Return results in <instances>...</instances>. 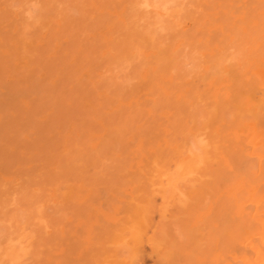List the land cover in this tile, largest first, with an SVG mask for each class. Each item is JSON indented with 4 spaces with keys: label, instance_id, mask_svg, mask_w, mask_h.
Listing matches in <instances>:
<instances>
[{
    "label": "bare ground",
    "instance_id": "obj_1",
    "mask_svg": "<svg viewBox=\"0 0 264 264\" xmlns=\"http://www.w3.org/2000/svg\"><path fill=\"white\" fill-rule=\"evenodd\" d=\"M20 1L21 0H14V4L17 2L16 4L19 5V7H21V10H23L22 11L23 15L25 13V15L23 17H22L21 11L19 10L20 8L19 9L16 8L18 11H20L21 16H19V17H18L19 12L13 11V10H15V7H18V6H14V7L12 6L13 0L11 1V5H10L11 7L9 6L10 0H0V55L2 54L1 56L3 59L6 58V59L10 60V59L14 58L15 60L13 59V63L11 62L12 65L14 64V61L16 62V60L19 58V60L22 62V65H23V61L25 59H28V58L33 59L34 56H37L39 53H41L39 56H37L38 59H36V58L33 59L36 62H32L33 60H31L29 63V60H27V62L30 64V66H33V65H31L33 63L34 64L33 67L36 68L37 71L40 70V72H37L32 67L33 71L35 70L33 72L34 75H35V73H38L35 76L29 74L31 79L33 76V80H31L29 78V76H28V78L30 80L27 77L26 78L28 80H26V78L24 76H27L28 73L23 74L22 77H24L25 79L23 78V80H21L22 78H19V77L22 75V73H20V72H29L30 71V73H31L32 68H31V70H27V69H30L29 64H27V66L29 67L28 68L27 66H25L26 63L24 62V68H25L24 69L20 65L21 64L20 61L17 60V62L19 61V63H20L19 64L20 69H19V66L15 63L16 66L13 65L14 70L12 67H11V69H12L11 70L10 66H9L10 61L9 60L6 61V59H5V61H3V59L0 56V206L7 204V202H8V205L10 203L12 204L13 199L15 201H18V204L15 202L17 205H15L14 207H13V205L15 204L14 202H13L14 204L11 205L13 207V210L17 208L16 206H19V203H21L20 200H22V199H23V202L25 204L28 203V205H29L30 202L24 201V197L27 195H23V194L21 195L20 191H22V190L19 191V188L22 189L23 187H25V188H23V190L27 189L26 191H24V192H26L25 194L31 193L29 195V199L27 198L28 199L27 201H29V200L31 201L30 206L32 205V201H33L34 204L32 205V207L34 205H36L34 207L35 208L39 207V209H41V211L37 210L38 208L33 210V208L31 207V209L33 211L32 212L31 209H29L30 207L27 206V208L31 212V213H29V211L22 209V208H25V206H24L25 204L23 203V206L21 204V207H22L21 209L23 211L19 210L20 208L18 207V210L21 213L19 212V214H18V210H15L16 213H15V211H13L14 213L12 215V213L7 212V210L9 211L11 208L6 209V207H5V209H4L3 208L4 206L1 207V209L3 208V210H5V211L0 210V212L2 213V215H0V219H2V217H4V215H5V217L0 223V264H24V261H27L28 258H33V256H34L33 253L30 254V252H32L31 249H33V247H31L30 243H32L33 246L35 243V245L37 246V244L44 242V240H43L44 238L42 239V241H40V239H39V241H37L38 243H36V240H35V242L33 241L34 240L33 236L35 237V235H36V234L34 235L33 233L37 230V229H35V231H34V228H36V227H33V226H36V223L40 224L41 221L43 220L42 218H45L44 216H46V214H45L46 210H44V209H46L47 207L48 208L52 207L54 204L57 206L58 209H59L58 206H61V207L63 206L62 208H64V206H65V213L66 212L68 213V210H69V214L72 213V215H71L72 217L68 214L71 218H73V216L75 217L77 215H78L77 217L82 216V215H80V214H82L81 213L82 211H83V214L85 215V213H87V209L90 210L88 212H91V214L90 213L88 214V219H89V223H90L91 234L93 235L92 240L90 239L91 240L90 242H92L93 245L94 244L97 246L101 245L99 248L102 247L101 248V249H103V251H102L103 253L101 252L102 254H104V252L105 253L107 252V254L109 256H107V254H106L103 256L104 257L103 259L106 260V263H108V264H264V0H199L200 2H198V0L196 2V0H195V3H193V4H191L192 2L190 0H189L190 2L187 0H127V1L125 0V3H127V4L129 3L130 6L128 5V8L127 7L125 8V6H127V5H125L123 7L124 8L123 13L120 12L121 9L123 10V8H121L119 11H118V9H119L120 5L124 4V0L123 1L120 0L121 3L120 4L117 3L119 5H116V2L112 3L113 1L118 2V0H113V1L111 0L112 1L111 4H110L109 0H107L110 5H108V4L105 5V3L107 2L106 0H103V2H101V0H100L101 4L99 1L94 0L93 3L96 2V4H98V2H99V4H100V5L98 4L99 7L100 8L102 7L103 9H105L104 7H106V6L111 7L113 5L112 8L115 6L116 7L118 6L116 8L118 12H116V10H114V11H115V13H118L119 16L121 14H123L122 16L119 17L120 23L124 24L122 26L120 25V27L123 28V29H120L121 34H124L123 30H125L126 33L129 32V33H127V36H126L127 39L126 38H124V39H126V41L128 40L129 44H130V42H129V40H130L131 41L130 45H132L134 43V41L136 40L135 41L136 43H134L132 49H135L136 47H138V49H140L141 47H139V46L142 45L143 43H144V45H142V46H144V47H142V48H144V49H146L145 46L149 49L150 48L152 49V47H154V46H157V48H161V49H156L154 47L157 50V53H158V50L161 51V52H159L160 54L155 53L156 50L154 48L153 49L155 51L153 49H152L153 51L150 49V51H151L150 53L149 52L145 53V54L150 55V58L152 56V60H153V56L159 55V58L156 61L157 64L155 63V65L153 66L154 69L152 67L149 68V66H151L152 64L150 65V63L148 61L149 66L147 64L148 67L147 66L146 67L148 68V70H146L147 71V73H146V71H144V69H145L144 62L146 63V61H143V63L138 62L139 56H141V58H142V56H144V55H142L143 53L140 52L141 55H140V53L135 54V53H138V51L135 50L134 55H136L137 58H135V60H134V58L133 59L131 58L133 51H132V49H130V47L128 45H125L124 41H120V40H122L123 37H125V35L121 36V37L118 35V33H117L118 30L116 31V29H118L116 27V24L113 28L108 29L109 32H106V35H108V33L116 32L117 38H119L118 42L120 41L119 43L122 44V45L119 44L121 49L118 47V50H120L121 53L124 54V51H126L124 49L126 47H129V49L131 50V54L129 55L130 60L132 59L133 60L132 62L135 61L134 64H136L138 62L136 65L133 66L132 65L133 63L131 64L129 62V56H128V62L130 63V67L131 66L134 67V69L132 67L131 68L128 67V70L130 69V73L132 75L130 73L129 74L131 77L133 76L134 79L131 77H130V79L128 78L127 81L128 80H131V81H128V83H126L127 86L130 82L133 83V81H134V83H135L136 79L139 80L140 77L142 78V76L139 75L141 73V71L139 70V67L142 64H143L142 67H144V69L141 67V70L143 69V71H144L143 73H145V74L142 73L144 80L147 79L146 77L148 75H146V74H148L149 69H153V70H151L153 72V74H152V72H149L152 74V77H154L152 80L157 81L159 77L163 78V79L161 78V80H162L161 82H159L160 80H158L157 83H155L150 79L151 75H149L150 78H148V79H150L154 83L153 84L154 86H152V82L150 80L145 81L146 85H148L150 87L149 88L147 86V88H146L149 91L144 89L146 85L142 84V83H144L143 81L141 83V79L139 82H140V85L142 84L141 85L142 87L138 85L139 83L137 80H136L137 83H135V85L130 83V85H131L130 89L126 88L128 94L129 93L131 94V95L129 94L130 96L126 95L127 92L124 88V86H126V84L124 85V83L126 82V79L123 78V82H122V80L117 81L118 79H120V77L122 79V76H119V74L121 73L120 69H123V73L120 74V75H123L124 70L127 69L124 67L129 66V63L126 62L127 63V65H126V63H124V61H127L126 58H127L128 53L130 52V50L126 48L127 52L129 51L128 53L126 52L127 54H124V56L126 55L125 56L126 58H123V56H122L123 54L121 55L118 50H117L118 55L114 54L115 53L114 52V53H112L114 55L113 56L112 54H110L108 52V54L106 53L107 54L106 56L104 55L105 56L104 59H102L103 56H102V58H100V55H103V54H101L102 51L105 50L107 52L106 48L109 45L111 46L112 44H114L112 46H115V48L117 47L116 44L118 45V43L115 42V41H117V38H114V40H110L112 37H114L113 36L114 34L116 35V33L111 34L112 37H110L108 40H107V38L109 37V35L107 37L105 35H103V37L101 39L106 38V41H107L106 43H108L106 45V43L102 42L101 39H99L102 36V34L98 35L99 31H97L98 33L96 32V37L99 36V38L94 37L96 42H94V43L89 42L88 43V45L93 44L95 49H93V47H91V45H89V46L84 45L87 42H84V43L82 42L83 40L86 41V38L88 35H92V33L91 32L89 33V31L93 32V29L97 30L99 26H102L105 19L108 20V25H110L112 22L111 19L117 18L116 15L112 16L110 14V16H111L110 17L108 15L109 13L106 11V14L108 13L107 16L110 17V19H107L109 17L105 16L106 14L104 15L102 12V11L105 12V10H102V11H100V12H102V14L100 13L101 15H97V16H99V19L102 17V15H104L107 18L102 17L103 20H102V23H100L101 20L100 21L97 20L98 17L95 15L94 16L95 18L94 19L92 18L93 20L92 19L90 20L91 22H94V23H91V22L90 23L93 25H98V26L95 27V26L90 25V24H88L89 25L88 26L86 24V27H87L86 28L83 20L85 18H87V21L89 22L88 19L93 17V16H91L90 18H88V16H90V12H88V10L89 9L91 11H95L94 9L99 10L98 7L95 8V6H96L95 4H94V8L91 9L90 7L91 6L93 7V4H89V1L86 2V1H81V0H65V1L62 0V2H65V3H62L61 0H57V1L53 0V1H55V4L60 3V4H58V8L62 4L60 6V9H57V6L55 7V4L52 3L53 1L51 2L50 0H47V1L46 0H35L36 3H37V1H39V3H37V5H35L36 3H34V4L32 3L31 6H30V4H31V2H34V0L33 1L30 0V2H29V0L28 1L22 0L21 1L22 4H20ZM23 1H25L26 3H24ZM41 1H42V3H41ZM67 1L70 3H68ZM79 1H81V3ZM27 2H29L28 4L33 11L29 8V6H27L28 5ZM76 2L79 4H77ZM82 2H84V3H82ZM85 2H86V4L88 3L87 4L88 7H89V5H91V6L89 8H87L86 5L85 6L83 5V4H85ZM187 2H189V4H191L192 6L189 4H185ZM42 4H44V6L46 8ZM45 4H47V5H45ZM50 4L54 5V6L51 5L52 8L55 7L54 10L51 8ZM73 4H75V5L73 6ZM65 5L69 6L67 8L69 10V12L66 11V8L64 11H62V6H65ZM70 5H72L73 7H76V9L75 8L73 9L72 6H70ZM79 5H81V6L83 5V6L81 8H79ZM184 5L188 6L186 9L189 11H187L185 9ZM193 5L203 6L202 7L203 12H200V11H202L201 9H195V7ZM35 6L37 9L35 8ZM204 6L206 8H204ZM23 7H25L27 10ZM189 7H191L192 9ZM10 8L11 9L14 8V9L11 10ZM28 8L31 11L28 10ZM44 8H45V10H44ZM49 8H51L52 10L51 9L49 10ZM83 8H85L87 10H85ZM198 8H201V7H198ZM40 9H41V11L42 10L44 11L43 16H41V13H43V11L41 12ZM70 9H71V13L73 12L72 10H75V11L77 10L76 12H80L81 10L83 11V13H81V12L78 13V16L75 15V16H77V18H79V16H81L79 19L82 20V21L80 20L82 23L80 21H79V23H78V21L74 23V20H76V18L74 20H72L71 17L74 18L75 16H74V12L72 13L73 15H71ZM128 9L129 10L131 9V10L129 11ZM25 10L28 11L29 16L27 15L28 13ZM58 10H60V11H58ZM84 10L87 11V13L89 14L88 16H87V14H85L86 12ZM106 10H107V8H106ZM182 10H184V11H182ZM185 10L187 12H189L188 16L185 13L187 16L186 18H188V19H186L184 16ZM195 10H197V12H195ZM34 11H35V13L36 12H39V13L35 14ZM61 11L66 14L65 15L66 18L64 16H62L63 14ZM198 11L200 12V14ZM45 12H46V14H45ZM54 12H55V14H53L54 16L57 13H58V16L56 15V17L60 18V16H62L60 18V20L57 18L60 22L61 21L64 22V23L61 22V26H63V27L66 26L67 28H70V27H68V25L70 24L69 26H72L71 29L67 30L66 27H65V29L69 32L70 31H72V32L69 33L67 31H65L64 28L58 27L57 23H60V22H56L55 19H54L55 22L53 24V17L54 16L53 15H52V17H49V16H51V14ZM119 12H120V14H119ZM191 12L194 15L198 14V17H196V16L194 17V15L191 14ZM59 13H61L62 15L60 14V16H59ZM96 13L91 12V14H96ZM111 13H113V12H111ZM180 13H182V14H180ZM32 14H33V17L35 15L36 18H33ZM82 14H84V15H82ZM38 15H40L41 18ZM180 15H182V16L179 17ZM192 15H193V17H192ZM30 16L32 18H29ZM189 16H190V18H189ZM13 17L18 18V19L21 17L22 18L21 19L22 25H21L20 19L19 20L15 19L16 22L19 21L18 23L20 25L18 23H17L18 24L17 25ZM25 17L26 18L28 17V18L26 19ZM48 17H49L50 21L52 20L51 21L52 23L50 22V24H51L50 26L48 25L49 24ZM176 17H178V19L182 18L181 22H180V19L177 20L178 22H175L176 21L175 19H177ZM8 18L13 19V20L10 19L12 22L8 21L7 20ZM132 18L134 21L132 20ZM184 18H185L184 23L186 22V20H187V22H188V20L189 21L192 20L191 23H195V24H193L195 27L191 26L192 27L191 28L190 26L187 25L189 28L186 29L185 28V27H187L186 24H185V26L183 25L184 27L179 25L182 23ZM194 18H195V21H196V18H198L196 22L193 20ZM31 19H32V21H29ZM95 19L100 24H97V23L95 24V22H97ZM168 19H172V20L174 19L175 26L173 25V21L171 22ZM23 20H25V21H23ZM27 20L30 22V23L28 22V24L26 25L28 27V30L26 29L27 27L23 28L25 26L24 23H27ZM44 20H45V22L48 23V24L46 23V25H48V26H45V27L49 28L47 30L48 31L47 33L52 34L54 31V35H52V39H51V36L46 37L45 32H44V34L41 32V30L46 29L43 25V24H45ZM64 20L67 22H65ZM129 20L131 21L133 26ZM139 20L144 22V24H143L144 26L146 25L145 27L142 25V27L145 30L141 26L138 27L140 24H142V22ZM71 21L73 23H71ZM84 21L87 23L86 19ZM109 21H110V24H109ZM136 21L138 24L137 26H136V23H134ZM4 22H7L6 25L4 24ZM38 22L42 25L41 26L37 25L38 28H35V27H37L36 24H39ZM169 22L172 23L173 27H171V25L169 26V24H166ZM31 23L34 26L31 25ZM66 23H69V24H66ZM80 23H81L80 26L84 25V27L83 26L80 27L79 26ZM184 23H182V24H184ZM2 24H4V25H2ZM8 24H9V26H10V24H13V26L11 25L12 27L11 26L9 27ZM64 24H66V25H64ZM127 24H128V28L129 27L132 28L131 31H130V28L128 30V28L125 27V26H127ZM165 24L168 26L169 29L168 28L167 29L169 30V32L171 31V33H168L167 29L165 30L169 34V37L171 36L170 37V39L172 38L171 41L167 40V39H169V37H168V34L164 31V26H165V28L167 27ZM54 25H55V28L57 26L58 29L60 28V29H62V31L63 30L65 31V32L64 31L60 32L61 34L63 33V35L60 38V41H62L60 44L63 43L64 39H62V37L63 38L65 37L64 33H66L67 37H68L67 33L71 34L73 32H74L73 35L77 38L79 35H80V37L82 36L81 42L79 40L80 37L77 40V38H73V36L71 35L72 39H73L72 40L71 38H69L70 37L69 36L68 37V39H69L68 43H66L67 41L64 42V44H66L68 46V48L75 46V45H72L70 40H72L74 42L76 39L77 42H74L73 44H75V43L77 44L79 42L78 45H80V46L82 45L81 47H79V49L82 48L83 50H85L89 47V49H93L92 51H95L96 49H98V47H95V46L99 42V46L101 48L99 50H101L100 51L101 53L98 52L99 55L96 54L98 56L97 60L94 59V56H95L94 54L97 53L96 52L97 50L95 51V53L92 52V53H94L93 54L94 56H93L90 53L91 50L88 51V49H87L86 51L88 53H86L87 54L86 55L85 53H83L84 51L82 49L81 50L83 52L78 49L79 51H81L83 58H85L84 60H87L86 61L87 63H85L86 65H84V66L82 64V63H84V62H82L83 58H82L81 54H79L80 52L77 51L78 47H76V50H75V47L72 49L69 48L70 49L69 50L66 46V52L68 51V54H66V56L64 55V53H66V52H64L63 51L64 49L62 50L61 47H60V49L62 51H60V50L56 51V53L59 55L58 58H60V55H61V58L63 56V58H66L65 60H67V58H69V55H71V54L73 55L74 50H75L76 53H78L75 56V59L78 58V55H80L82 58L81 60H79L80 58L77 59V60H79V62H77V60H76V62H74L75 65H76V63H79L78 65L82 64L81 65L82 67L79 66V67H81V69H83V68L86 69L88 66L89 67L91 66V68L89 69V71L93 73L91 75L92 76L91 79L95 78L96 76H97L96 78L98 80L102 79V84L101 83L99 84L100 86L102 85V87H99V85L97 86V88L101 89V91L98 89V92H100L99 95H101L102 98H100L98 102L95 100L96 103L93 102L94 101L93 100L92 102L95 103L94 105H93V103H91L90 94L88 92L87 93L84 92L86 90L89 91V89H91L90 91L94 90V92H95L94 94H96V92H97V90H95L94 87L89 88L91 86L89 84H92V82L96 78L91 81L89 79V76H90V74H89L88 79L90 81L86 82L87 78L84 79L85 76H87V74L90 73L87 70L89 67L86 69L87 72L86 71L82 72L83 70H81L78 67V65L76 67L73 63L74 67H72L73 65L70 66L71 68H74L75 70H76V68H78L80 73L81 72L86 73V74H82V75L80 74L81 77L83 75H85L83 77V79L81 77H80L81 80L78 81V79H77L78 83H83L82 87L84 86V88L82 89V87L79 86L78 83H77V85H75L74 84L75 81L74 82L72 81L73 82L72 83L69 80V79L73 78V76H74V75H71L70 72L73 74L75 73L76 74L75 78H77L78 77L77 73H79V71L77 70L78 71L77 73H76V71L72 72L74 69L69 68L70 64L68 65L69 70L66 71L67 65L64 63L65 61L63 62L64 59H61V58L58 59L57 58V61H53V62L58 63V60H61L58 64H59V67H60V64L62 65V63H63L62 66H64V64H65V66H64L66 68V69L64 68L65 73H62V72H64V69L60 70L57 67H56L57 69L55 67H53V65L58 66V64H56V65L53 63H52L53 65L51 64L52 59H54V55L51 56L52 59L46 58L43 61L42 58H45V55L44 56H41V55L48 53L50 50L51 51L53 50V48L48 49V47H50V45H51L49 43L54 42L56 38L60 37V34L58 35L59 31L55 32L56 30H54L55 29ZM73 25H75V27H80L81 29L83 28L82 30H84V32L81 29L79 30L78 28L77 29L75 27L73 28ZM104 25L102 27H104ZM112 25H113V23H112ZM112 25L109 27H112ZM2 26H4V27L8 26L7 27L8 30H5L6 33L4 31H1L2 29L3 30L6 29ZM105 26L106 27H104V28H102V27H100L101 29L99 28V30L101 31L100 33H103L104 30L106 28H108L107 25H105ZM176 26H178V27L176 28ZM134 27H136V28H134ZM181 27L185 28L186 31L181 32L183 30V29H179ZM39 28H42V29L40 30ZM84 28H86V30ZM175 28H176V31L174 30ZM11 29L13 31V35L16 36L18 34L21 37L23 36L22 38L18 37V35L16 37L15 36L14 37L17 39L18 43L22 41L19 44H23L24 47L25 46L28 47V48L25 47L27 51L25 50L23 45L19 46V44H18V47L12 49V47H15L13 44L15 42V40L13 39L14 40L13 43L10 41L11 38H13ZM24 29L26 32L24 31ZM33 29H35V30H33ZM37 29H39L40 32H38L39 30H37ZM75 29L79 30V31H75ZM87 29H88V31H87ZM111 29H114V30H112V32H110ZM136 29L138 31L137 33L141 32V33H139L140 38H138L137 33H136L137 38H136V35L134 34V32H136ZM9 30H10L11 35L9 33ZM20 30L22 31V33L19 34L18 31H20ZM102 30H103V32H102ZM108 30H106V31H108ZM133 30H135V31H133ZM158 30H160V31H158ZM178 30L180 31V33H178L179 32ZM29 31H30V33H32L31 35L25 34V33L30 34ZM51 31H52V33H51ZM161 31L162 32L164 31V32L160 33ZM172 31H174L175 34L176 33L180 34L179 35L180 37H181V33H185V34L187 33L186 34L187 37L184 36V34H182V37L184 36L187 39L181 38V40L185 39V41L182 42V44L184 43V46L181 45V40L179 42V45L184 47V49L182 48V51L178 49L179 47H181L178 45V43H177L178 41L176 42L178 45V48L175 51H172L173 47L171 45L176 44V43H174L175 41L173 42V39H176V37H178V35L174 36L175 34L174 33L172 34ZM34 32H37L38 34L36 33V35H34ZM87 32L89 33L88 35L86 34ZM130 32H132L133 34ZM158 32H159V34H158ZM2 33L8 34L9 38H7V36H6V39L9 42L5 38H3L5 35H3ZM40 33H42V35H45L44 36V37H46L45 42L47 41V38L48 39L50 38V40H48L46 42L48 44H45V43H43L45 38L42 36L43 40H40V41H42V43L44 45L42 43H40V41H39L38 45L40 46L42 44L39 47L38 45H35V43L41 37ZM83 33L86 34L85 37H83V35H84ZM156 33H157V35L162 34V36L164 33H166V36H165V34H164V36L167 37V39L165 37L163 39H166L167 41L166 40L164 41L165 43H163V44L165 46L164 45L163 46L165 48H167L169 46V48L171 49V50L169 48L166 49V51H168L167 52L168 55L166 54V51L163 52L165 50V48L163 46L161 47L163 39H155L156 38L155 36H157V35H155ZM56 35H58V36L56 37ZM94 35H95V33L93 34V36ZM31 36H33V37H31ZM17 37L19 38V40H20V38L23 39L25 37L24 39H26V40L19 41ZM36 37H38L37 40H36ZM128 37L131 39H128ZM147 37L150 38L151 40L147 39ZM152 37H155V38L153 39ZM89 38H87L88 41L90 40ZM134 38H135V40H134ZM157 38H160V37L158 36ZM30 39H32V41ZM68 39L66 38V40H68ZM132 39H133V41H132ZM144 39H145V41H144ZM56 40L59 41V39H56ZM91 40L94 41V39H92V38H91ZM109 40H110V43H109ZM147 40H150V42H148ZM152 40H153V42H152ZM156 40H157V42L160 40L161 41L159 44L156 43V44H152L153 46H151L150 43H155ZM28 41H30V43ZM111 41H114V42H111ZM137 41H139L141 44H139V42L137 43ZM146 41L148 42V45L150 44V46H147ZM168 41H169L170 45L166 44V42L168 43ZM5 42H8V44ZM10 42L13 45H11ZM25 42H27L28 44L26 43V45H25ZM15 43H17V42H15ZM31 43L34 45V47L29 46V44L32 45ZM70 43H71V45H70ZM64 44H62V46ZM137 44H139V46ZM9 45H11L12 47L8 48L9 51L11 49V52L8 55L7 54L8 49L6 47H9ZM45 45L47 46L45 48L47 50H45V52H44V49H42L41 47L44 48ZM52 45H53V43H52ZM102 45H104L105 48ZM123 46L125 47L124 49H123ZM29 47H31V48H29ZM38 47L40 48L41 52H40V50H38L39 49ZM58 47H59V45L57 44L56 49ZM174 47H176V45H174ZM190 47H191V49H190ZM20 48H22V50H25L27 53L24 51H21ZM63 48H65V46ZM102 48H103V50H102ZM5 49L7 50V52L4 51ZM14 50H15V52H14ZM18 50H19V52H18ZM34 50H35V52H36V50H38L39 52L37 51L36 53H34L33 52ZM177 50L180 51V52L178 51L179 52L178 54H176ZM184 50H186L187 53ZM30 51L32 54H30ZM53 51H54L53 53H55V50H53ZM146 51H148V50H146ZM170 51L172 53L171 56L169 54ZM22 52H24L23 55L25 56V58H23L22 54H18V53H22ZM143 52H145V51H143ZM182 52L184 55L182 54ZM189 52L194 54V56L192 55L193 58H192V56H190L191 53H189ZM3 53H6L8 56H6L4 54V56H5V58H4ZM25 53H26V55H25ZM164 53L166 55H164ZM104 54H105V52H104ZM119 54L121 56H119ZM48 55H46V56H48ZM88 55H90V56H88ZM177 55H180L179 58ZM185 55L187 56V59L188 58H189V60L193 59L191 61V64H190V65H192V63H193V65L191 67H190L189 63H187L189 60H186V58H184ZM15 56L17 59L15 58ZM21 56H22V58H21ZM27 56H28V58H27ZM40 56H41V58H40ZM92 56H93V58H92ZM107 56H109L108 59H107ZM110 56H112V58H110ZM115 56H116V59L118 56L117 61L115 60ZM166 56L168 59L171 58V60L166 61V59H167ZM172 56L175 59H172ZM176 56H177V60H176ZM181 56H182V58L185 59V61L183 59V62H181L182 61ZM70 58H71V56H70ZM95 58H96V56H95ZM121 58H123V60H124L123 62L121 61ZM22 59H23V61H22ZM72 59L73 58H71V60ZM90 59H91V61L94 60L95 64H94V61L92 63H90L89 62ZM101 59H102V61H101ZM154 59H156V56ZM159 59H161L162 62L163 61L164 62L162 63L161 61H159ZM179 59H181L180 65H179V63H177V62H179ZM48 60L51 61L50 62L51 66H49L50 68L48 67L49 70L47 68H43L44 64L42 63V61L47 62ZM98 60L101 62L98 63ZM107 60H109V61H107ZM114 60L116 61V64L117 63L119 64L117 66L118 67L120 66V68H117V70H119V71L116 70V67H117L116 64L111 63V61H114ZM172 60L173 61L175 60L174 62L177 64H174V62ZM69 61H67V62H69ZM103 61H104V63L105 62H107V63L104 64ZM169 61H171L170 64L167 63ZM4 62H5V64H2ZM37 62H40V63H37ZM108 62L113 65L112 67L114 68V72L116 70V74H118V72H120L118 74V76L116 74L113 75L112 67L110 64L108 65ZM120 62H122V65L124 64V66H122ZM160 62L162 65H164V64H166V65L162 66V65H160ZM70 63H71V61H70ZM89 63H90V65H89ZM139 63H140V65H138ZM184 63H185V65H184ZM35 64H40L39 67L42 69H38L37 68L38 66L35 67ZM47 64H48V62L46 63V65ZM100 64L102 67L100 66ZM106 64L109 66L108 68L111 71L106 69L105 71H107V72L102 73V71H101V74L103 76L106 73L105 76H108V78H111L108 80H107V77H105V76L100 78L98 76L100 74V72H98L99 74L96 75L94 72L95 69L92 70L93 68H97L96 71L100 70V69L103 70L104 68H107V67H105ZM46 65H44V66H46ZM92 65H95L97 67H93ZM158 65H159V67L162 66L164 68L165 67L167 68V67L172 65L171 66V67H173L172 69L170 67V70L169 69H166V70H169V72H173V69H174V73H172L170 75L169 72L167 71V74H168L167 77H163V76H161V73H160V72H162L161 67L158 68ZM174 65H176V67L178 66V68L181 66V68L185 71H182V69L179 68L180 71L178 72L179 69L177 68L178 69L177 70ZM185 66H187L189 68L186 69ZM15 67H17V69ZM46 69H47L48 73L44 72V71H46ZM188 69H191V70L189 71ZM19 70H21V71H19ZM42 70H44V71H42ZM50 70L52 71L51 74L53 77L56 76L55 74H57V70L58 71L60 70V75L57 74V76H60L57 79L58 83L60 82V80L63 81V80H65V78H67L68 81L66 80L67 82H65V81H63V82L65 85L66 84L72 85L71 90H69V89H68L69 91H65L67 89L63 90L65 85L62 82H60V83H62V85L60 86L58 83H56L54 81L55 79H51V75L49 74V72H51ZM53 70L56 71V73ZM131 70H132V72H131ZM138 70H139V73L137 72ZM159 70H160V72H159ZM166 70L164 71L165 73H166ZM68 71H69V73H68ZM109 71H110V73H109ZM15 72L17 74L19 72L20 74H18V75H20V76L16 77V76H18L16 74H15L16 76H14L13 74ZM53 72L55 74H53ZM128 72L129 71H127L125 73H128ZM164 72H162V75ZM33 73H31V74H33ZM108 73H109V75H108ZM165 73H164V75L166 76ZM48 74L50 77H48ZM61 74H63V75L61 76ZM133 74H135V75H133ZM125 75H123V76H125ZM153 75H155V76H153ZM135 76H136V78H135ZM138 76H139V78H138ZM104 77L106 79H104ZM126 77H128V75H126ZM54 78H57V77H54ZM155 78H157V79H155ZM82 80H85V81L81 82ZM109 81H110L109 84L111 85V87L115 89L116 94H114L112 92L114 90L108 84ZM97 82H99V81H97ZM97 82L95 81L93 83H97ZM120 82H122V83H120ZM149 82L151 84H148ZM84 84L88 85L89 87L88 86H86V87L89 89H86ZM106 84H108L107 86L110 88H107V86H105V88H104L103 85H106ZM69 85H68V87H69ZM92 85H94V84H92ZM122 85H124V86L122 87ZM133 85H134V87H132ZM150 85L152 86V89H151ZM57 86L59 87V89ZM120 86L124 89H121ZM137 86H139V87L137 88ZM68 87L66 86V88H68ZM133 88H134V90H133ZM139 88H142V89H144V91L145 90L147 91L145 93V96H143L144 94L142 93L143 92L142 89H140L141 90L140 91ZM78 89L80 91L84 90L83 93L86 96H84L82 94V92H80ZM61 90L63 91L61 93V95L64 93L65 96L64 95L61 96L59 94ZM108 90H110V92ZM122 90H124V96H125L124 100L122 98V95H120L121 93H119V92L123 93ZM76 91L79 93V95H80V93L82 95L79 96ZM131 91H133L134 93L136 92L135 96H137L139 98L133 97L134 93L133 92L131 93ZM139 91L141 93L140 96L136 95V94H140ZM57 92H59V93L57 94ZM74 92H76L75 93L76 95L74 94L75 96L72 97ZM65 93L66 94L69 93V94H67V96H66ZM70 95H72V96H70ZM77 95L79 96L80 99L78 98ZM88 95H89V98H88ZM57 96H59V97H57ZM68 96H70V97H68ZM127 96H129V97H127ZM84 97L86 99L88 98L90 100L86 101V99ZM113 97L115 99H113ZM116 97L120 98V102H122V101L124 102L125 99L127 101L128 98L130 99V97L135 98L137 100L134 101L135 99H133L132 103H130L131 100H129L130 102L128 104H125L126 106L129 107V109H128L129 111L126 109V107H124V109H126L127 112H123V111H121L123 109L122 108L123 104L120 103L119 105H117L115 107L111 106L112 104H116V102H113V100L118 99ZM77 98H78V100H76V102L79 101V104H81V105L78 104V106H76L77 103L75 104L74 99H77ZM82 98H83V100L86 101L85 103L82 100ZM121 99H122V101H121ZM172 99L175 100L174 102H176V104H174V102H172L173 101ZM81 102H83V103H81ZM87 103L88 104L90 103L89 104L90 107ZM124 103H126V102H124ZM173 104H174V106H171ZM82 105H84L85 107ZM79 106L80 107L82 106L84 108L82 110L86 109V111H87L88 108L90 110H91V108H94V110L92 109L93 112H92V110L91 111L88 110L90 112H89V114L88 113L86 114L85 113L86 111L81 112L82 110L81 111L79 110L80 109ZM168 106H170V108L173 107V109L168 108ZM182 107H183V109H182ZM179 109H181L182 111ZM185 109H186V111H185ZM82 113H83V116L85 113L84 117L81 116ZM183 113H185L184 116H183ZM75 114H78L79 117H83L82 118L83 120L78 118L77 116L75 117L74 116ZM72 116L75 118L74 121H73V119L71 120ZM184 117H185V121L182 122V119ZM84 118H86V121L84 120ZM79 119H80V121H79ZM87 119H88V121H87ZM160 119H162V120L166 119L167 120V124L165 122L166 120L162 121L165 123L161 122L163 124V126L166 125L165 127H163L162 124L159 122ZM68 120H70V121H68ZM66 121L70 122L69 125L66 124ZM83 121H85V122H83ZM63 123L65 125H63ZM82 123H84V124H82ZM76 124L78 127L81 126V128L79 129L76 126ZM66 125H68V126L66 127ZM82 125L85 126L86 128H84ZM180 125L182 126L183 129L181 128L182 130H180V129L177 130V127L178 126L180 127ZM61 126H63V127H61ZM153 126H154V129H152V132L157 131L156 133L161 132V128H163L162 131L164 133L162 132L163 133L162 136L165 135L164 136L165 138L162 137L160 140H161V142H163V139H164V144H166V148L169 149V150L168 149L167 150L171 152V155H169L170 153L165 151V150L164 151L167 153L164 154L163 151L161 153H159V150L162 149L163 146L159 145L157 148L156 144L155 145L153 144L155 146V150H156V148H157V150H156V152L154 151L155 152L154 154L152 153L150 155L151 157H149L148 152L150 150H153L154 148H153V146H150L148 148L149 149L147 151L148 158H146L147 161L146 160H143V161L140 160L137 162H133V161L131 162V160H130V163L126 164V162L129 161V157L127 159L125 156H123V158L125 157L126 158L125 160H127V161L122 159L121 162L123 164H121V162H119L120 159L118 158V160H119L118 163H120V167H121V169L119 167V170H118V172L120 171L119 172L120 174L118 175L117 172L107 173L106 170H111V167L117 164V162H115L116 160L114 161L115 155L113 157V154L117 153L118 148L115 149V151L117 150L116 152H114V153L112 152V155H110L111 152L110 153L108 151L104 152L107 150L105 148H108L111 145H112V147H110V148H115V147H113L114 144H116V147L119 146L121 142H119V143H118V141L116 142V137L119 136L120 138L123 139V138H126V136L122 137V136H120V134L123 136L125 134H128L126 141L129 142L128 145L132 146V147L128 146L129 147L128 149L131 148V155L132 156H130V157H133L134 159H136L137 157H140V156H138L139 154L144 152V148L147 149V146H149V145H147V144H149L147 142H149V141H152L151 143L155 142L154 140H152V137H149L147 134L142 135V131L144 129H145L144 131H146V129L148 127H153ZM61 128L62 129L64 128V130H62ZM176 131H180L179 135L177 134ZM152 134H154V132ZM155 134H154V138L156 136ZM181 134H182V138H181ZM176 135L179 136L182 140L180 141L179 140L180 138L176 140L175 139ZM168 138L171 140L168 141L169 140ZM122 139H120V140H122ZM172 139H175L174 142H176V143H173ZM157 140H158V138H157ZM157 140H156V142H157ZM160 140L158 142H160ZM178 140L181 143H177ZM52 141H54L53 145H60L62 143L61 144V145H63L61 147L62 149H63V147L65 148V147H68L70 145L68 148H66L67 150L65 149L68 152V155H67V152L64 151V149L63 150L61 149L62 151H58L60 155L56 151L57 156H59L57 158L54 157L57 160L56 163L53 162V161H56L54 158H53L54 160L52 158H49V157H51V154H53V153H51V154H49V153L47 154V152L43 153L46 151V149H48L46 147H50L49 144H51ZM124 141H125V139H124ZM46 142L47 143L49 142V144H48L49 146L48 145L46 146ZM43 143L45 144V146ZM81 144H82V146L89 144L86 146L89 149H87L86 147H79V145H81ZM124 144L125 143H123V145ZM40 145H41V148L43 146H44L43 149L46 148L45 151H43L41 153H43L44 155L46 154V157L48 155L49 156V157H47L48 160L47 159L46 160L49 162L51 161L50 165L47 162L48 166L54 167L55 165L56 166L58 165L57 164L58 162H59V164L61 163L60 164L61 169L59 166H57V168L62 170L63 174H62V172H60V170H59V172L62 174L63 178L60 177V173L59 174L57 173V175L55 174L56 172H58V170L54 169L56 166L54 168H52L53 170L49 169V167L46 168L47 164L43 163V161H46L45 160L46 157L44 155L42 157L44 159L43 160L41 159L42 160L41 163H43L45 166V168H44V166H42V168L45 172L42 174L44 176H50V179L47 178L48 180H46V178L42 179V177L41 178L38 177L39 176L38 173L43 172V170L41 169V171H39L40 169L39 168L37 169L36 166L34 167L31 162L34 161L33 164L38 165V163L41 161V160H39L40 159L39 153L38 152H37V154L35 153V155H37L38 157L32 156L33 161H31L32 158H31V156L29 157V154L32 155V154H34L35 151H38V149H40V147H39ZM72 145L74 146L73 147L74 149L71 148L72 150L69 152L70 147ZM125 145H127V144H125ZM75 146H76V148L78 146L80 149L79 148L76 149ZM92 146L96 148V151L98 148V150L100 151V153H99L100 156H102L101 152L105 149L103 151L104 152L103 158L106 159L108 157L107 154H109V156L113 157V158L112 157L111 158L113 159L114 162L112 160H110L111 158L110 159L107 158L109 160V163H110L109 166H108V164L107 165L106 164L103 165V163L100 164L98 160L100 159V161H101L102 157L99 158L100 156L99 155H98L99 157L97 156L98 151L95 152V148L93 149L95 153H92V154L94 155V159L97 157L98 158L96 159V161L93 160V158L91 157L93 155H90L92 152V148H93ZM100 146L103 148V150ZM106 146H108V147H106ZM35 147H37V148L35 149ZM120 147H122V150H123V147L125 148L127 146H121L120 145ZM99 148H101V149H99ZM164 148H165V146H164ZM48 150H51V148ZM80 150H84V151L80 152ZM85 150H87V152ZM108 150H109V148H108ZM120 150H121V148L119 149L118 153H120ZM88 151L90 152L89 155L92 159H90L89 156L87 155L89 153ZM60 152H65V154H63V155H64V157L67 156L66 159L64 157L62 159L63 155H61L62 153H60ZM76 152H78V153H76ZM125 153H127V155H129L127 150ZM150 153H151V151H150ZM156 153H158V154H156ZM55 154L56 153L54 152L53 155H55ZM71 154H72V156L74 155L75 159H73ZM80 154L81 155L83 154L84 158L86 157L85 155H87V157L85 158V159H89L87 162L91 161V163H92L93 161H95L96 162L95 166H93L94 163H92V165L90 164V166H88L89 163H86V161L83 160V156L81 158ZM105 154L107 155V157L104 156ZM123 154L124 153L122 152L121 155H123ZM143 154H145V153H143ZM75 155H77V156H75ZM121 155H120V157H122ZM95 156H97V157H95ZM153 156H156V157H154L151 160V158ZM26 157H28L30 159H28ZM35 157H36V159H35ZM25 158H26V161H25ZM58 158L60 159L59 161H58ZM37 159L39 160L38 163H37V161H38ZM116 159H117V157H116ZM148 159L151 161H148ZM67 160H68V162L66 164H64ZM76 161H79L80 163L76 162ZM104 161H106V160H104ZM144 161H146V162H144ZM52 162H53V164H52ZM62 162H64V163H62ZM97 162L101 165V167H103V169L105 167L107 168V169L105 168L106 170H104L108 174L107 178H109L110 174H114L115 177H117V175H118L117 178L120 180L123 179V178H120L122 176L121 172L126 171L127 169L129 172V170H133L134 166H136L135 172L137 174V177H136L137 179H135V180L131 179L132 176L131 177L129 176L131 180L129 179L130 181H128L125 177L124 181H126V182H124V183H126V184L125 185H123L124 183L122 184L123 187L125 186L122 189L123 193L130 196V197L127 196L128 199L130 198L129 200L121 192V189H120L121 186L120 187L118 186L119 183L118 184L114 183L116 181V179L113 180L112 178H109V181L107 179L104 180L106 178V174L104 171H101L98 169L96 172H94L97 169L96 168V166L98 165ZM28 163H30L32 165L30 168L29 167L27 168L26 166H24L26 164L28 165ZM84 163H86L87 165ZM113 163H115V164H113ZM21 165H23L24 168H23V166L21 167ZM61 165H63L64 167ZM81 166L83 169L81 168V170H80L79 167H81ZM92 166L95 167L96 169L94 170V168ZM116 166H119V164ZM14 167L15 168L21 167L20 171H19L20 168H17L18 169L17 171L15 170L16 176H14V173H13ZM25 167L27 169H29V171L26 170ZM38 167H40V166L38 165ZM84 167H86V168H84ZM89 167H90V169L93 168L92 170L94 173L92 172V174H95L98 171L99 172L101 171L100 172L101 176L104 178L101 182L106 181V182H108V185L106 183L101 184L99 181L100 179L98 178V177L101 178V176L97 175V174L93 175L94 176L93 178H95L97 176V180L99 181L100 184L98 183L97 180L95 181V179L93 181V179L91 177L88 180L89 176H92L91 174L88 175L86 173L87 171H88V173H90L92 171V170L90 171ZM109 167H110V169H109ZM22 168L25 170H23ZM32 168L33 169L36 168L37 171L34 170V172H30V169L33 171ZM115 168H117V167H115ZM47 169L50 170V172L52 173V174L50 173L51 175L50 174L48 175L49 171L47 172ZM76 170L77 171L80 170L79 173ZM84 170H87V171L85 172ZM53 171H56V172L53 173ZM81 171H84V172H81ZM111 171H113V170H111ZM17 172L19 173V175L17 174ZM128 172H127V174H128ZM135 172H133V174ZM20 173H21V175L23 174V176H21ZM27 173H32V174L27 175ZM81 173H83V174L86 173V174L83 175ZM128 175H132V173H130ZM128 175H125V176L128 177ZM26 176H27V178L29 177L31 181L28 180L27 178H24ZM64 176H65V180H66V178H68L66 181L63 180ZM123 176H124V174H123ZM53 177H55V179L57 178L58 181H59L58 178L60 177V180L62 179L63 182L61 183L59 181L60 182V183L58 182L59 184L57 183V181H55V182L53 181V182L49 183L50 180L54 179ZM81 177L83 179H81ZM111 177H112V175H111ZM115 177H113V178H115ZM20 179H21V181H20ZM25 179H27L30 182H27V180H25ZM41 179H42V183H40ZM70 179H72V180H70ZM23 181L25 182L24 185H28V186H23V183H24ZM33 181H34V183H33ZM46 181H47V183H46ZM21 182H23V183H21ZM43 182L45 183V186H47V187H50V185L52 183H54L53 185H56V186L52 185L51 188L52 187L53 188L52 189L50 188L51 192L49 191V194H51L52 198H53L52 201H51V199L47 200L45 196H43L44 198L40 197L41 195L45 194L44 193L45 191L41 192L42 194L40 193L41 194L40 196H38V194H37L36 197L37 198L40 197V198H38V201L41 200V202H42L41 203V202L36 201L37 200V198L35 197L36 194L33 195L32 193H36L37 191H39L38 189L40 188V186H43V184H44ZM96 182L98 185L96 184ZM111 182L113 183V185ZM117 182H119V181H117ZM127 182L128 183L132 182L131 183L132 185L131 184L130 185L133 186V184H134L135 188L138 187L139 185H140L139 187H142V188H140V189H139V187L137 189L126 188L127 184H128ZM91 183H93V184H91ZM16 184L17 185L21 184L23 187L22 186H19V187L16 186V189L18 188L17 189L18 191H17V190H15V188L14 189L12 188ZM38 184H39V186H38ZM141 184L145 185L144 187H146L148 185L149 189L144 188L145 191H143V186ZM32 185H34V186H32ZM100 185H102V186H100ZM104 185H107L108 187L104 186ZM130 185H129V187H131ZM30 186L35 187L34 188L35 192L33 191V189H30V188H32ZM115 186H118V187H116V189L118 190V188H119L118 192L120 191L119 194L120 195L122 194L124 199L126 198L125 200L122 199L123 197L120 195L118 197V195H117L118 192L115 191L116 190ZM6 187L8 188L7 190L9 191L8 194L12 195L14 193V190H15L14 194H17L16 192H18V194L22 198L19 195H18L19 198H21L20 200L18 198L15 199V197H18L15 195H14L15 197H13V198L10 195H8V196H10L8 198H12V200L6 198L5 197V196H7ZM26 187H30V188H26ZM102 187H107V189L103 188L104 189L103 190V189H101ZM42 188H44V187H42ZM99 188L101 189V191ZM134 189H135V191L136 190L137 191L134 192ZM5 190H6V192H5ZM28 190H31L33 192H30ZM44 190H45V188H44ZM146 190H147L149 195H150L149 191L151 192L150 197L148 196L147 198H149V200H150V198H152V200L154 202H156V203L158 202L156 204L157 207L152 208V209H157L158 214H156L157 212H155V210H153V211L150 210V214H152L153 212L155 213V214H153V216L158 215V217H157L158 219L157 218H156V220L154 219L155 221L158 220L155 223L156 225L151 226L152 223L155 222L154 220H153V222L151 219H149L150 221L146 220L149 228L152 231V232L149 231V232H151V233H149L150 237L146 235L148 232L145 231L144 228H142V226L143 227L146 226L147 223L145 222L146 225H141V217H142L141 214H142V212L143 213L146 212V214L148 213L146 211L148 209L145 210L144 207L149 208L148 206H150V205H148V206L143 205L144 207L140 206V202H142L143 200L139 201V198L143 199V198H141L144 195L142 193L146 192ZM40 191H42V190H40ZM73 191H75V192L77 191L75 193V194H77L76 197H75V194L73 193ZM140 191H143V192H141L140 193L141 195L139 196L138 192H140ZM11 192H13V193H11ZM69 192H70V194H72L70 196V198L72 197L73 201L78 203V205H80L81 208H83L82 206H85V207H87V209L84 207V209H82V210H81V208L77 210V207H75L76 212H77L76 213L75 209H74V206H76V205L72 206V204L67 203V202H70V201H67L68 200L67 198H69V195L67 197V194ZM134 193H137V194L135 195ZM73 194H74L75 198L73 197ZM30 196H32V197L34 196L35 200H32V198ZM2 197L6 198L7 201L5 200V202H3ZM144 197L146 198V195H144ZM41 198H43V199H41ZM72 198H71V200H72ZM45 199H46V201H49V203L51 205L49 203H47L48 206L44 207V209H43L41 207H42V205L44 206V202H46V201H44ZM115 200H117L118 203H120L122 205L121 206H120V204L118 205L117 201L115 203L114 202ZM1 201H2V204L4 203L3 205H1ZM34 201H36V203ZM147 201H148V199L146 200V202ZM153 201H152V203H154ZM75 202L73 203L71 201V203H73V204H75ZM144 202L145 201H143L142 204H144ZM38 203H39V206H37ZM40 203L42 204L41 206H40ZM8 205H6L7 208H8ZM153 205L155 206V204H153ZM66 206H69V207L72 206V210L70 208L68 209ZM119 206L122 210L119 212H123V214H122V216L119 215L118 217H116V215H115V217H114L112 214H114V213L117 214V212L119 210ZM57 208H55V209L53 208L52 210L58 211ZM60 209H59V211L62 215L61 211H63L64 209L63 210L62 209L60 210ZM73 209H74V211H73ZM48 210H50V209H47V211ZM85 210H86V212H85ZM10 211H12V210H10ZM34 211L36 212V215H35ZM42 211L44 212V214L42 213ZM78 211H80V214ZM112 211H114V213H112ZM6 212L9 213V215L11 214V216L7 215ZM73 212H75L77 215L73 214ZM39 213H40V216H38ZM65 213H64V216H65ZM41 214H43L42 217H41ZM52 214L53 213H51V216H53L55 218L57 217L56 214L59 215V219H61L63 221V218H64L63 215L60 216V214H58V213H56L54 215H52ZM147 215L149 216V214H147ZM147 215H144V219L146 218ZM46 217H49V216H46ZM50 217H49V220H48V218H46V219L48 221H50V219H51ZM82 217H84V216H82ZM150 217H152V215ZM57 219H58V217H57ZM66 219H67V217H66ZM103 219H104V221L106 220L109 224H111L109 226L110 229L107 228L105 231L100 230V229L104 230L109 225L105 221V222H103L105 226H104V228H102V225L100 224V222L103 221ZM152 219H153V217H152ZM55 220L53 221V224H55L56 228H58L59 226H57V225L61 221L57 220L55 222ZM98 220L99 221L101 220V221L99 222ZM74 221H75V219L72 220V223H74ZM42 222H43L42 225H44L45 219ZM47 222H45V225H47V227H49L48 223H50V222H48V223ZM69 222H71V221L68 220V222L66 224L71 225L72 223H69ZM39 224H37V226ZM62 224L64 225L65 223L62 222ZM106 224H107V226H106ZM142 224H144L143 221H142ZM52 225L50 224L51 227H52ZM30 226H32L33 228ZM39 226L41 227V225H39ZM111 226L113 229L112 231H111ZM40 227H37V228H40ZM42 227L40 229L41 230L40 232L41 233L43 232V235H42V237H43L44 231L42 229H44L46 227L45 226L43 228ZM29 228H32L31 229V231H33L32 233L29 230ZM52 228H51V230H52ZM56 228L54 227V233H51V234H57V233H55ZM66 228H64V231ZM147 228H145V229L148 230ZM59 229H58V232H60V231L62 232L63 227H61ZM69 229H71L70 226H69ZM69 229H67V230H69ZM109 231H110V233H109ZM36 232H38V231H36ZM52 232H53V230H52ZM77 232L79 234L78 230H77ZM77 232L75 234H77ZM101 232H103V233H101ZM144 232H146V233H144ZM65 233H67V231H65ZM65 233H63V234H65ZM40 234H39V236H40ZM51 234H49V236H51ZM58 234H57V237H58ZM46 235L47 234L45 233V236ZM72 235H74V234H72ZM39 236L36 235L35 238H38ZM54 236H56V235H54ZM64 236H65V239L67 237V239H66L67 241L70 240V242H71V240H72V242H73L72 237H70V239H69L68 236H66V235H64ZM64 236L58 237L61 240H63V243L60 242V244H58L59 240L55 239L54 237H50V238H53V240L51 239L52 242L58 241L57 246L60 247L59 245H61V243L64 244L66 242V241H64V239H62V237H64ZM108 236H109V239L107 241ZM145 236H147V238ZM46 237H45V242H44L45 247L43 244L42 245L39 244V245L43 246L44 248H46V245H47ZM48 237H47V239H48ZM50 238H49V240H50ZM31 239H33V240H31ZM81 241H82V239H81ZM52 242L49 241L48 246ZM69 243H68V245H66V246L64 245L63 247L64 248H67V246L70 247ZM82 243L83 242H81V244ZM74 244H76V242H74ZM74 244H72V245L74 246ZM77 244H79V243H77ZM77 244H76V247H74V248H76L75 250H73L70 247L71 248L70 250H72V252H70V253H74L73 251H76L77 248H80V246L77 247L78 246ZM36 246H34V247H36ZM41 246H39V248ZM54 246H55V244L52 246V249H54ZM106 247L112 249V251H115V250L120 251L119 248H125L126 250H123V252L125 251V253H126V251H127V254L125 255L124 253H121L120 254L121 257L123 258L122 255L124 254L125 258L118 259V256H119V255H117L118 252H117V254L115 252H108V251H111L110 249H107V251H105ZM95 248H96V246H95ZM47 249L49 251H51L50 250L51 248L49 249V247H48ZM97 249H98V247H97ZM66 250H68V249H66ZM87 250H88V248H87ZM90 250L91 249H89L88 251L90 252ZM56 251H58V250H56ZM99 251H98L99 256H101ZM44 252H47V251H44ZM44 252H40V253H44ZM61 252H63V249L61 250ZM68 252L69 251H67V252L65 251L66 255L64 253L65 256L64 255L62 256V257H65L66 259L63 258V260H62L61 256L56 257V258H60L62 260V264H63L65 262L64 260L67 261L69 259L68 255H70V254ZM82 252H84V251L82 250ZM47 253L49 254V252H47ZM92 253H96V252L92 251ZM38 254H39V252L36 253L35 256L38 257L39 256ZM96 254H94V256L91 255V257L92 256L95 257ZM29 255H31V256L33 255V256L29 257ZM73 255H75V253ZM47 256H50V254ZM99 256H98V259H100ZM106 256H107L108 260L105 258ZM45 257H46V254H45ZM53 257H50L49 259L52 258V260H53ZM77 257H80V256L78 255ZM86 257L90 258V256L88 254ZM121 257H119V258H121ZM74 258H76V257H74ZM89 258H87V259H89ZM49 259L47 258L48 264H51L49 262H51L52 260L49 261ZM54 259H55V257H54ZM60 259H58V260H60ZM70 259H69V263L72 260L73 261L76 260L77 258L71 259V261H70ZM90 260H92L91 264H93V263L98 264V263L93 262V259H90ZM104 260L101 261V264L103 263ZM32 261H33V259H32ZM32 261H31V263H33ZM44 261L45 260L42 259L43 264L46 263V262L44 263ZM76 261H78V260H76ZM76 261H74V262H76ZM81 261H83V259ZM94 261H95V259H94ZM38 262L41 263L40 260ZM67 262H65L64 264H66ZM85 262H86V264H88V261H85ZM52 263H54V261H52ZM104 263H105V261H104ZM33 264H38V263H33ZM71 264H73V263L71 262Z\"/></svg>",
    "mask_w": 264,
    "mask_h": 264
},
{
    "label": "rangeland",
    "instance_id": "obj_2",
    "mask_svg": "<svg viewBox=\"0 0 264 264\" xmlns=\"http://www.w3.org/2000/svg\"><path fill=\"white\" fill-rule=\"evenodd\" d=\"M11 1H12V0H10L9 6L11 5ZM21 1H22V0H21ZM21 1H20V4H22ZM27 1H28V0H27ZM32 1H33V0H32ZM46 1H47V0H46ZM50 1L52 2L53 0H50ZM50 1H49V2H50ZM55 1H57V0H55ZM55 1H53L52 3L55 4ZM63 1H65V0H63ZM81 1H86V2L89 1V4H93V7H92L91 5H89V7L91 6V7H90L91 9L94 8V4L96 5L95 8H97V7L99 8V10H98V9H97V10L94 9L95 11H91V10L89 9L88 12H90V16H88L89 14L87 13V11H85V10H87V9H85L86 7L83 8V9H85L84 11L86 12L85 14H87L88 18H90L91 16H93V17H91L90 19H88L89 22L87 21V18L84 17V18L86 19V21H87V23H86V22L84 21L85 19L83 20V22L85 23V27H86V24H87V25H88V24L93 25V24H91V23H94V22H91L90 20H91L92 18L94 19V18H95V17H94L95 15H96V16H97V15H101L102 12H103V14L105 15V14H106V11H107V12L109 13V14L107 13L109 16H110V14H111L112 16H115V15H116L117 18H116V19H113V18H112V19H111V20H112L111 24H110V21H111V20L109 21V24H110V25H108V20H106V19L104 20L102 26L105 24V25H107V27H108V28H106L105 30L103 29L104 32H103V30H102V32H103L104 34H103V33H100L101 31L99 30V28L102 27V26H99L97 30H94V29H93V32H92V31H89V33L91 32L92 35H88L89 33L87 32L86 34L90 37V38H89V37L87 36V38L90 39L89 41L87 40V38H86V41H84V40L82 41V40H81V37H82V36L80 37V35H79L78 38L80 37V39H79L80 42H81V41H82L83 43H84V42H87V43L84 44V45H88L89 42H90V43H91V42H93V43L96 42L95 38H97V37L99 38V36L96 37V32H97V31H99V33H100V34H99V33L97 32L98 35H101V34H102V36H101L99 39H101V38L103 37V35H105L106 37L109 35V37L107 38V40H108L110 37H112L111 34L116 33V32H112V30H114V29H111L110 32H112V33H108V35H106V32H109L108 29L113 28V27L115 26V24H116V27L118 28V29H116V31L118 30V31H117L118 35H119L120 37L125 35V37H123L122 40H120V41H124V42H125V45H128V46L130 47V49L133 48L134 43H136V42H135V41H136L135 38H134V40H135L134 43L132 42L133 44L130 45V44H131V41L129 40L130 44L128 43V40L126 41V39H127L126 36H127V33H129V32L126 33L125 30H123V31H124V34H121V31H120V29H123V28L120 27V25L122 26V25H124V24H121V23H120V18H119V17L122 16L123 14H121V15L119 16L118 13H115V11H114V10H116V12H118V11H119L121 8H123L125 5H127V6H125V8H126V7L128 8V5L130 6L129 3H128V4L125 3V0H124V4L122 3L123 5H120V7H119V9H118V11H117L116 8H117L118 6H117V7L115 6V7H113V8H112L113 5H112L111 7H110V6H106V7H104L106 4L110 5L111 2H112L113 0H112V1L109 0L110 4H109L108 1L106 0L107 2H106L105 5L103 6L105 9H103L102 7H101V8L99 7V5L101 4V2H103V0H101V2H100V0H97V1L100 2V4H99V2H98L99 5L96 4V2L93 3L94 0H81ZM81 1H79V2L81 3ZM121 1H123V0H121ZM121 1H120V0H118V2H117V1H113L112 3H115V2H116V5H119V4L121 3ZM126 1H127V0H126ZM187 1H189V0H187ZM190 1L192 2L191 4L195 3V0H194V1H193V0H190ZM190 1H189V2H190ZM17 2H18V1H17ZM17 2H16V3H17ZM23 2L26 3L25 1H23ZM29 2H30V0H29ZM29 2H27V4H28ZM61 2H62V0H61ZM67 2H68V1H67ZM86 2H85V4H83L84 6H85V5L87 6L88 3L86 4ZM91 2H92V3H91ZM189 2H187V3H185V4H189ZM196 2H197V0H196ZM198 2H200V1L198 0ZM16 3L14 4V0H13V4H14V5L12 4V6H13V7H14V6H18V7H15V10H13V11L19 12V15H18V17H19V16H21L20 11H21V13H22L23 10H21V7H19V5H17ZM32 3L34 4V3H36V1L34 0V2H31L30 6L32 5ZM37 3H39V1H37ZM37 3H36L35 5H37ZM41 3H42V1H41ZM62 3H65V2H62ZM68 3H70V2H68ZM76 3H77V2H76ZM82 3H84V2H82ZM117 3H119V4H117ZM48 4H49V3H48ZM56 4H57V5H56ZM56 4H55V7L57 6V9H60V6H61L62 4L59 6V8H58V4H60V3H56ZM77 4H79V3H77ZM103 4H104V3H103ZM103 4H102V5H103ZM191 4H189V5H191ZM42 5L44 6V4H42ZM45 5H47V4H45ZM51 5H52V4H50V6H51ZM66 5H67V4H66ZM66 5H65V6H62V11H64L65 8H66V11L69 12V10L67 9L69 6H66ZM68 5H69V4H68ZM74 5H75V4H73V6H74ZM83 5H82V6H83ZM102 5H101V6H102ZM199 5H200V4H199ZM27 6H29V4H28ZM30 6H29V8H30ZM40 6H41V5H40ZM52 6H54V5H52ZM52 6H51V8H52ZM70 6H72V5H70ZM73 6H72V8H73V9H74V8L76 9V7H73ZM82 6L79 5V8H81ZM184 6H185V9L188 7V6H186V5H184ZM191 6H192V5H191ZM193 6L195 7V9H201V10H202V7H203V6H198V5H196V6L193 5ZM197 6H198V7H201V8H198ZM10 7H11V6H10ZM25 7H26V6H25ZM25 7H23V8H25ZM32 7H33V6H32ZM44 7H45V6H44ZM47 7H48V6H47ZM55 7H54V8H55ZM77 7H78V6H77ZM89 7L87 6V8H89ZM16 8H17V9L20 8V9H19L20 11H18ZM29 8H28V10L31 9V8H30V9H29ZM35 8H36V6H35ZM41 8H42V7H41ZM45 8H46V7H45ZM45 8H44V10H45ZM51 8H49V10H50ZM54 8H52V9L54 10ZM106 8H107V10H106ZM189 8H191V7H189ZM204 8H206V7L204 6ZM10 9H11V8H10ZM12 9H14V8H12ZM12 9H11V10H12ZM25 9H26V8H25ZM33 9H34V8H33ZM36 9H37V8H36ZM42 9H43V8H42ZM47 9H48V8H47ZM52 9H51V10H52ZM191 9H192V8H191ZM26 10H27V9H26ZM26 10H25V11H26ZM31 10H32V9H31ZM31 10H30V11H31ZM102 10H105V12L102 11ZM109 10H110L111 12H113V13H111ZM128 10H129V9H128ZM130 10H131V9H130ZM130 10H129V11H130ZM186 10H187V9H186ZM186 10H185L184 14L186 13L187 16H188V15H189V12H187V11H189V10H187V11H186ZM32 11H33V10H32ZM35 11H36V10H35ZM35 11H34V13H35ZM40 11H41V9H40ZM42 11H43V10H42ZM42 11H41V12H42ZM46 11H47V10H46ZM58 11H60V10H58ZM62 11H61V12H62ZM72 11L74 12V16H75V15L78 16V13H80V12L83 13L82 10H81L80 12H76L77 10H76V11H75V10H72ZM78 11H79V10H78ZM98 11H99V12H98ZM100 11H102V12H100ZM123 11H124V8H123V10L121 9L120 12L123 13ZM182 11H184V10H182ZM190 11H191V10H190ZM192 11H193V10H192ZM26 12L28 13V11H26ZM47 12H48V11H47ZM49 12H50V11H49ZM67 12H66V13H67ZM73 12H72V13H73ZM91 12H92V13H93V12H95V13L97 12V13H96V14H91ZM120 12H119V14H120ZM125 12H126V11H125ZM193 12H194V11H193ZM195 12H197V10H195ZM198 12H199V11H198ZM200 12H203V10L200 11ZM200 12H199V14H200ZM32 13H33V12H32ZM37 13H39V12H36L35 14H37ZM70 13H71V9H70ZM72 13H71V15H73ZM100 13H101V14H100ZM114 13H115V14H114ZM182 13H183V12H182ZM182 13H180V14H182ZM43 14H44V11H43V13H41V16H43ZM45 14H46V12H45ZM47 14H48V13H47ZM53 14H55V12L52 13L51 16H49V17H52ZM60 14H61V13H59V16H60ZM62 14H63V15H62ZM62 14H61V15L64 16V17L66 18V16H65L66 14L63 13V12H62ZM107 14H106L105 16H107ZM124 14H125V13H124ZM186 14L184 15L185 18L187 17ZM191 14H193V13L191 12ZM24 15H25V13H24ZM24 15H23V13H22V17H23ZM27 15L29 16V13H28ZM56 15L58 16V13H57ZM56 15H55V16L53 15V16L55 17V18L53 17V24H54V22H55L54 19L56 20V22H60L59 20H60V18L62 17V16H60V18H59V17H56ZM79 15H80V14H79ZM82 15H84V14H82ZM104 15H102V17H104V18L109 17V16L105 17ZM193 15H194V14H193ZM193 15H192V17H193ZM38 16L41 18L40 15H38ZM38 16H37V17H38ZM67 16H68V15H67ZM77 16H75L74 18L71 17L72 20H74V19L76 18V20H74V23L77 22V21H78V23H79V21L81 20V19H79L81 16H79V18H77ZM87 16H86V17H87ZM181 16H182V15H180L179 17H181ZM195 16L198 17V14L194 15V17H195ZM32 17H33V14H32ZM32 17L30 16L29 18H32ZM49 17H48V20H49ZM69 17H70V16H69ZM97 17H98L97 20H99V21L101 20L100 23H102V20H103L102 17H101L100 19H99V16H97ZM97 17H96V18H97ZM110 17H111V16H110ZM110 17L107 18V19H110ZM13 18H14V17H13ZM25 18H26V17H25ZM27 18H28V17H27ZM27 18H26V19H27ZM33 18H36V16L34 15ZM40 18H39V19H40ZM43 18H44V17H43ZM43 18H42V19H43ZM46 18H47V17H46ZM57 18H58L59 20H58ZM65 18H64V19H65ZM82 18H83V17H82ZM114 18H115V17H114ZM176 18H177V19H175V20H176L175 22H178L177 20H179V19H180V22H181V19H182V18H179V19H178V17H176ZM185 18H184V20L182 21V23H184ZM189 18H190V16H189ZM10 19H11V18H10ZM10 19L8 18L7 20L10 21V22H12L11 20H13V19H11V20H10ZM15 19L17 20L18 18H14V20H15ZM19 19H20V21H21L22 18L20 17ZM19 19H18V20H19ZM37 19H38V18H37ZM68 19H69V18H68ZM77 19H78V20H77ZM93 19H92V20H93ZM128 19H129V18H128ZM186 19H188V18H186ZM197 19H198V18H196V21H197ZM16 20H15V22H16ZM57 20H58V21H57ZM65 20H66V19H65ZM65 20H64V21H65ZM95 20H96V19H95ZM97 20H96V21H97ZM132 20H133V18H132ZM168 20L171 21V22L173 21V25L175 26L174 19H173V20H172V19H168ZM193 20L195 21V18H194ZM8 21H7V22H8ZM23 21H25V20H23ZM29 21H32V19L29 20ZM29 21L27 20V23H24L25 26H24L23 28L27 27L26 25L28 24ZM34 21H35V20H34ZM39 21H40V20H39ZM51 21H52V20H51ZM51 21L49 20V24H48V23L45 22V20H44V22H45V24H43L44 27H45V26H48V25L50 26V25H51V24H50ZM81 21H82V20H81ZM81 21H80V22H81ZM129 21H130V20H129ZM133 21H134V20H133ZM139 21H141V20H139ZM194 21H193V22H194ZM196 21H195V22H196ZM7 22H4V24L6 25ZM15 22H14V23H15ZM18 22H19V21H18ZM18 22H16V24H17ZM35 22H36V21H35ZM61 22H63V21H61ZM61 22H60V23H57V26L60 27V28L62 27V28L65 29L66 26H65V27L61 26ZM65 22H67V21H65ZM90 22H91V23H90ZM106 22H107V23H106ZM141 22H142V21H141ZM167 22H168V21H167ZM171 22L166 23V24H169V26L171 25V27H173ZM191 22H192V20H190V21L188 20V22H187V20H186V22H185L184 24H182V23H181V24L178 23V24L181 25L182 27H184L185 24H186V26L188 25V26H190V27H191V26L195 27V26L193 25V24H195V23H191ZM14 23H13V24H14ZM29 23H30V22H29ZM38 23H39V22H38ZM46 23H47L48 25H46ZM51 23H52V22H51ZM63 23H64V22H63ZM71 23H73V22L71 21ZM81 23H82V22H81ZM81 23L79 24V26L81 25ZM96 23H97V24H100L98 21L95 22V24H96ZM112 23H113V25H112ZM130 23H131V21H130ZM134 23H136V26L138 25V24H137V21L134 22ZM170 23H171V24H170ZM4 24H2V25H4ZM13 24H10V26H11V25L13 26ZM18 24H19V23H18ZM18 24H17V25H18ZM24 24H23V25H24ZM66 24H69V23H66ZM66 24H64V25H66ZM131 24H132V23H131ZM143 24H144V22H142V24H140L138 27H140V26L142 27ZM145 24H146V23H145ZM166 24H165V25H166ZM176 24H177V23H176ZM19 25H20V24H19ZM21 25H22V21H21ZM29 25H30V24H29ZM31 25H33V24L31 23ZM37 25L41 26L42 24L39 23V24H36V26H37ZM55 25H56V24H55ZM55 25H54V28H55ZM69 25H70V24H69ZM69 25H68V27H70V28H67V27H66L67 30H68V29L70 30L71 27H72V26H69ZM105 25H104V27H106ZM111 25H112V27H109V26H111ZM134 25H135V24H134ZM183 25H184V26H183ZM8 26H9V24H8ZM8 26H7V27H8ZM10 26H9V27H10ZM12 26H11V27H12ZM33 26H34V25H33ZM57 26H56V28H57ZM82 26L84 27V25H82ZM82 26H80V27H82ZM88 26H89V25H88ZM93 26L96 27V26H98V25H93ZM132 26H133V24H132ZM143 26H144V25H143ZM145 26H146V25H145ZM145 26H144V27H145ZM166 26H167V25H166ZM188 26L185 27V28H186V29L189 28ZM2 27H4V26H2ZM7 27L5 26L4 28H6V29H4V30L2 29L1 31H4V32H5V30H8ZM31 27H32V26H31ZM31 27H30V28H31ZM42 27H43V26H42ZM74 27H75V25H73V28H74ZM80 27H75V28H76V29L78 28V29L80 30V29H81ZM104 27H102V28H104ZM123 27H124V26H123ZM125 27L128 28V24H127V26H125ZM177 27H178V26H176V28H177ZM182 27L179 28V29H183L181 32L186 31L185 28H182ZM20 28H21V27H20ZM35 28H38V26L35 27ZM45 28H46V29H43L44 31L41 30L42 28H39V29L41 30V32H42L43 34H44V32H45L46 37L51 36V39H52V35H54V31H53V33H52V31H51L52 34H49V33H47V32H48L47 30H48L49 28H48V27H45ZM50 28H51V27H50ZM56 28H55L54 30H56L55 32H58V31H59V32H58V35L60 34V37H59V38H56V37L58 36V35H56L55 38H56V39H59V41H57V40L55 39L54 42L49 43V44H51V45H50V47H48V49H50V48L52 49V48H53V50H55V53H56V51H58V50L62 51L63 49H64L63 51L66 52V46H67V45L64 44V42L67 41L66 43H68V41H69L68 37H69V36H70L69 38H71V39H72V36H73V38H77V37H75V36L73 35L74 32L71 33V34H69V33L72 32V31L69 32V31H67V30L65 29V31L69 32V33H67V34H68V37L66 36V33H64L65 37H66L68 40H66L65 37H64V38L62 37V39H64V40H63V43H62V44H64V45L62 46V44H60V43L62 42V41H60V38H61V36L63 35V33L61 34L60 32H63L64 30L62 31V29H60V28H59V29L57 28V29H58V30H57ZM86 28H87V27H86ZM86 28H84V29L86 30ZM88 28H89V27H88ZM91 28H92V27H91ZM129 28H130V27H129ZM129 28H128V30H129ZM134 28H136V27H134ZM142 28H143V27H142ZM167 28H168V26H167L166 28H165V26H164V31H165ZM176 28L174 29L175 31H176ZM191 28H192V27H191ZM191 28H190V29H191ZM21 29H22V28H21ZM26 29L28 30V27H27ZM39 29H37V30H39ZM76 29H75V31H79V30H76ZM82 29H83V28H82ZM82 29H81V30H82ZM100 29H101V28H100ZM125 29H126V28H125ZM137 29H138V28H137ZM137 29H136V32H134L135 35H136V33L138 32ZM139 29H140V28H139ZM143 29H144V28H143ZM168 29H169V28H168ZM168 29H167L168 33H171V31L169 32ZM171 29H172V28H171ZM29 30H30V29H29ZM31 30H32V29H31ZM33 30H35V29H33ZM40 30H39L38 32H40ZM50 30H51V29H50ZM72 30H73V29H72ZM89 30H90V29H89ZM91 30H92V29H91ZM106 30H108V31H106ZM126 30H127V29H126ZM128 30H127V31H128ZM131 30H132V28H130V31H131ZM140 30H141V29H140ZM140 30H139V31H140ZM144 30H145V29H144ZM11 31H12V29H11ZM24 31H25V29H24ZM65 31H64V32H65ZM73 31H74V30H73ZM82 31L84 32V30H82ZM87 31H88V29H87ZM133 31H135V30H133ZM158 31H160V30H158ZM164 31H163V32H164ZM167 31H165V32L167 33ZM178 31H179V30H178ZM18 32H19V34L22 33L21 30L18 31ZM25 32H26V31H25ZM32 32H33V31H32ZM85 32H86V31H85ZM163 32L161 31L160 33H163ZM188 32H189V31H188ZM5 33H6V32H5ZM9 33H10V30H9ZM29 33H30V31H29ZM36 33H37V32H34V35H36ZM42 33H40V34H41V37H40L39 40L35 43V45H38L39 41H40V40H43L42 38H43L45 35H42ZM76 33H77V32H76ZM76 33H75V34H76ZM94 33H95V35L93 36ZM117 33H116V35L114 34V35H113L114 37H112L110 40H114V38H117ZM125 33H126V34H125ZM130 33H132V32H130ZM139 33H141V32H139ZM139 33H137V34H138V38H140V37H139ZM166 33H164L165 36H166ZM168 33H167V34H168ZM173 33H174V31H172V34H173ZM178 33H180V31H179ZM2 34H3V33H2ZM25 34H27V35H31L32 33H30V34L25 33ZM37 34H38V33H37ZM47 34H48V35H47ZM79 34H80V33H79ZM81 34H82V33H81ZM83 34H84L83 37H85L86 34H85V33H83ZM132 34H133V33H132ZM158 34H159V32H158ZM164 34H163V36H162V34L157 35V33H156V34H155V35H157V36H155L156 38H155V37H152V38H153V39H154V38H155V39H163V38L165 37ZM174 34H175V33H174ZM182 34H184V36L187 37V35H186L187 33H186V34H185V33H181V37L179 36L180 34H177V33H176L174 36H177V35H178V37H179L180 39H179L178 37H176V39H173V42L175 41L174 43H176V42L178 41L177 43H178V45H179V42H180L181 38H185L184 36L182 37ZM3 35H5L3 38L6 39V36H7V38H9V37H8V34H3ZM10 35H11V33H10ZM12 35H13V31H12ZM17 35H18V34H17ZM17 35H16V36H17ZM71 35H72V36H71ZM128 35H129V34H128ZM14 36H15V35H13V38L10 37V38H11L10 41H11L12 43H13L14 40H15V42H17V43H15V42L13 43L15 47H12L11 45H13V44L10 42L11 45H9V47H6L7 49L10 48V47H12V49H13V48H16V47H18V44L22 42L21 40H26V39H24L25 37H24L23 39H21L23 36L21 37V36L18 35V37H21L20 40H19V38L17 37L18 40L21 41V42L18 43L17 39L15 38L16 36H15V37H14ZM25 36H26V35H25ZM39 36H40V35H39ZM42 36H43V37H42ZM105 36H104V37H105ZM158 36H159L160 38H157ZM31 37H33V36H31ZM46 37H44L45 39H44V42H43V43L48 44V43H46V42H47L48 40H50V38H49V39L47 38V41L45 42ZM94 37H95V38H94ZM130 37H131V36H130ZM133 37H134V36H133ZM161 37H162V38H161ZM168 37H169V34H168ZM170 37H171V36H170ZM170 37H169V39H167V37H165V38H166L167 40L171 41L172 38L170 39ZM26 38H27V37H26ZM34 38H35V37H34ZM37 38H38V37H36V40H37ZM53 38H54V37H53ZM78 38H77V40H78ZM91 38L94 39V41H92ZM124 38H126V39H124ZM136 38H137V35H136ZM5 39H4V40H5ZM13 39H14V40H13ZM32 39H33V38H32ZM32 39H30V40L32 41ZM62 39H61V40H62ZM118 39H119V38H117V41H115L116 43H118V45L115 43L116 46H117L116 48H115V46H112V45H114V44H112L111 46L109 45L110 47H109V46L107 47L106 45H107L108 43H106V42H107V41H106V38L101 39L102 42L106 43L105 46L108 48V49L106 48L107 52H106L105 50H103V48H102V50H103L102 53L100 52L101 50H99V49H101V48H100V46H99V42H98V44H96V46H95V47H98V49H96L97 51L95 50L97 53H95V51H92L93 49H95L94 46H93V44H89V45H91V47H93V49H89V47H88L89 45L87 46V47H88L87 49H88V51L91 50L90 53H91L92 55L95 53L94 55L96 56V58H95V56L93 55L95 60L98 59V56L96 55V54L99 55L98 52H100L101 54H103V55H100V58H102V56H103L102 59L105 58V56L108 54V52H109L110 54H112V53L115 52L114 54H117V55H118V51H119L120 54L122 55L123 53H121V51L118 50V47L120 48V45H122V44L119 43L120 41L118 42ZM120 39H121V38H120ZM128 39H131V38L128 37ZM147 39H150V38L147 37ZM166 39H163V40H162L163 42H162L161 47L164 45L163 43H165L164 41H165ZM185 39H187V38H185ZM185 39H184V40H181V45H183V46H184V43L182 44V42L185 41ZM6 40H7V39H6ZM33 40H34V39H33ZM72 40H73V39H72ZM72 40H70V41H71L72 45H75V46H74V47H75V50H76V47H78V48H77V51L80 52L79 54H81V56H82L81 51H82L83 49H82V48L79 49V47H81L82 45H81V46L78 45L79 42H78L77 44H76V43L73 44L74 42H77V40L75 39L74 42H73ZM104 40H105V41H104ZM110 40H109V43H110ZM138 40H139V39H138ZM150 40H151V39H150ZM150 40H147V41L150 42ZM167 40H166V41H167ZM7 41H8V40H7ZM52 41H53V40H52ZM132 41H133V39H132ZM142 41H143V40H142ZM144 41H145V39H144ZM147 41H146L147 46H150V44H151V46H153L152 44H156V43L159 44L161 40L158 41V42H157V40H156L155 43H150L149 45H148V42H147ZM169 41H168V43L166 42V44L170 45V44H169ZM186 41H187V40H186ZM8 42H9V41H8ZM8 42H5V43L8 44ZM28 42L30 43V41H28ZM33 42H34V41H33ZM58 42H59V43H58ZM111 42H114V41H111ZM124 42H123V43H124ZM138 42H139V41H137V43H138ZM152 42H153V40H152ZM26 43H27V42H25V45H26ZM40 43H42V41H40ZM43 43H42V44H43ZM52 43H53V45H52ZM55 43H56V44H55ZM71 43H70V45H71ZM121 43H122V42H121ZM142 43H143V42H142ZM177 43L171 45V46L173 47V48H172V49H173L172 51H175V50L178 48ZM7 44H6V45H7ZM27 44H28V43H27ZM31 44H32V43H31ZM42 44H41V45H42ZM57 44L59 45V47L56 49ZM119 44H120V45H119ZM139 44H141V43L139 42ZM139 44H137V45L139 46ZM158 44H157V45H158ZM171 44H172V43H171ZM6 45H5V46H6ZM16 45H17V46H16ZM20 45L22 46L23 44H19V46H20ZM41 45H40V46H41ZM43 45H44V44H43ZM94 45H95V44H94ZM97 45H98V46H97ZM123 45H124V44H123ZM135 45H136V44H135ZM142 45H144V43H143ZM142 45L139 46V47H141L140 49H138V47H136V46H135V47H136L135 49H132V51H133L132 53H133V54H132L131 58H132V59L134 58V60H135V58H137V56L134 55V51H135V50L138 51V53H135V54H139L140 52L143 53L142 55H144V56H142V58H141V56L138 55V56H139L138 62L143 63V61H146V63L144 62V67H145V69H144V67H142L143 64L140 65V63L138 64V65H140V67H139V66H138V67H139V70L141 71V73H140L139 75L142 76V78L140 77V79H141V83H142V81H143L144 83H142V84H145V85H146V82H145L146 80L149 81L150 79L152 80V79L154 78V77H152L153 72H152L151 70L154 69L153 66L155 65L156 61L158 60L159 55H155V56H156V59H154L155 56H153V60H152V56H151V58H150V55L145 54L146 52H147V53H148V52L150 53V52H151V51H150L151 48L149 49V48H147V47L145 46L146 49H144V48H142V47H144V46H142ZM168 45H167V46H168ZM174 45H176V47H174ZM181 45H179V46H181ZM29 46H31V47L33 46V47H34L33 44H32V45L29 44ZM38 46H39V45H38ZM40 46H39V47H40ZM51 46H52V47H51ZM53 46H54L55 48H54ZM64 46H65V48H63ZM102 46L104 47V45H102ZM102 46H101V47H102ZM164 46H165V45H164ZM164 46H163V47H164ZM183 46L179 47L178 49L182 51V48L184 49ZM23 47H24V45H23ZM23 47H22V48H23ZM25 47L28 48L27 46H25ZM25 47H24V48H25ZM31 47H29V48H31ZM39 47H38V48H39ZM46 47H47L46 45H45L44 48L41 47L42 49H44V52H45V50H47V49H45ZM60 47L62 48V50L60 49ZM74 47H69V48L72 49V48H74ZM85 47H86V46H85ZM91 47H90V48H91ZM129 47H126V48L129 49ZM154 47H155L156 49H161V48H157V46H154ZM154 47H152V49H153ZM158 47H159V46H158ZM4 48H5V47H4ZM22 48H20L21 51H24V52L27 51L26 48H25L26 51H25V50H22ZM67 48H68V46H67ZM69 48H68V49H69ZM83 48H84V47H83ZM104 48H105V47H104ZM124 48H125V47L123 46V49H124ZM126 48L124 49V50H126V51L123 50V51H124V54H127V53L129 52V51L127 52V49H126ZM155 48H154V49H155ZM164 48H165V47H164ZM168 48H169V46H168L167 48H165V50H164L163 52H165L166 49H168ZM174 48H175V49H174ZM36 49H37V48H36ZM68 49H67V50H68ZM78 49H79V50L82 49V50L79 51ZM84 49H85V48H84ZM87 49L83 50L84 52H83V51H82V52L85 53V54L88 53V52L86 51ZM120 49H121V48H120ZM130 49H129V50H130ZM152 49H151V50H152ZM154 49H153V50H154ZM156 49H155V50H156ZM162 49H163V48H162ZM169 49H170V48H169ZM188 49H189V48H188ZM190 49H191V47H190ZM38 50H40V48H39ZM38 50H36V52H37ZM53 50H52V51L50 50V51L53 53V52H54ZM69 50H70V49H69ZM75 50H74V53H75V54L72 52L73 55H72V54L69 55V58H70V56H71V58H73L72 60H71V58H70V59L67 58V60H65L66 58H63V56H62V58H61V55H60V58H61V59H64L63 62L65 61L64 63L67 65V66H66L67 69L64 67L65 64H64V66H62L63 63H62V65L60 64V67H59V64H58V63H59L61 60H58V63H56V62L54 63L53 61H57V58H58L59 55H58L57 53H56V54H55V53L52 54V53L48 50V51H49V52L47 51L48 53H46V54H42V55H41V56H44V55H45V58H42L43 61H44L46 58H47V59H48V58H51L52 55H54V59H55V60L52 59V58H51V59H52V62L48 60L47 62H48L49 65H48V64L46 65L47 62H43V61H42V63H43L44 65H46V66L43 65V68H47V69H48V67L51 66V65H50V62H51V64H52V63L55 64V65L58 64V66H54V65L52 64L53 67H55V68L57 67V68L60 69V70L65 68L66 71L69 70V69H68V65H69V64H70V65H69V68H71L70 66L73 65V63L76 62L77 59L80 58L79 60H81V59L83 58V56H82V58H81V56L78 55V58L75 59V56L78 54V53H76ZM109 50H110V51H109ZM117 50H118V51H117ZM146 50H148V51H146ZM153 50H152V51H153ZM155 50H154V51H155ZM170 50H171V49H170ZM179 50H177L176 54H178V53L180 52ZM4 51L7 52L6 49H5ZM12 51H13V50H12ZM16 51H17V50H16ZM42 51H43V50H42ZM85 51H86V52H85ZM123 51H122V52H123ZM143 51H145V52H143ZM178 51H179V52H178ZM184 51L186 52V50H184ZM10 52H11V49H10V51H9V49H8V53H7V54L9 55ZM14 52H15V50H14ZM18 52H19V50H18ZM24 52H22V53H18V54H22L23 58H25V56L23 55ZM28 52H29V51H28ZM33 52L36 53L35 50H34ZM38 52H39V51H38ZM40 52H41V50H40ZM69 52H70V51H69ZM92 52H94V53H92ZM104 52H105V54H104ZM116 52H117V53H116ZM126 52H127V53H126ZM159 52H161V51L158 50V53H157V50L155 51V53H157V54H160ZM167 52H168V51H166V54H167ZM1 53H2V52H1ZM26 53H27V52H26ZM26 53H25V55H26ZM70 53H71V52H70ZM70 53H69V54H70ZM106 53H107V54H106ZM141 53H140V55H141ZM186 53H187V52H186ZM189 53H191V52H189ZM4 54H5L6 56H8L6 53H3V56H4ZM18 54H17V55H18ZM30 54H32L31 51H30ZM40 54H41V53H39L37 56H39ZM48 54H49V55H48ZM50 54H51V55H50ZM66 54H68V51H67L66 53H64L65 56H66ZM110 54H109V55H110ZM120 54H119V56H121ZM124 54H123L122 56H123V58H126V57H125L126 55L124 56ZM130 54H131V50H130V52H129L128 55H127V58H126L127 61H124L123 58H121V61H122V62L124 61V63L128 62V56H129ZM166 54L164 53V55H166ZM169 54H170V56H171V54H172L171 51L169 52ZM182 54H183V52H182ZM1 55H2V54H1ZM1 55H0V56H1ZM28 55H29V54H28ZM34 55H35V54H34ZM34 55H33V56H34ZM46 55H48V56H46ZM56 55H57V56H56ZM86 55H87V54H86ZM104 55H105V56H104ZM112 55H113V54H112ZM133 55H134V56H133ZM167 55H168V54H167ZM173 55H174V54H173ZM183 55H184V54H183ZM192 55L194 56V54L191 53L190 56H192ZM22 56H21V58H22ZM29 56H30V55H29ZM37 56H34V58L38 59ZM41 56H40V58H41ZM88 56H90V55H88ZM93 56H92V58H93ZM113 56H114V55H113ZM174 56H175V55H174ZM177 56H178V58H179L180 55H177ZM177 56H176V60H177ZM193 56H192V58H193ZM1 58H2V56H1ZM4 58H5V56H4ZM15 58H16V56H15ZM27 58H28V56H27ZM34 58H33V59H34ZM60 58H58V59H60ZM100 58H99V59H100ZM108 58H109V56H107V59H108ZM110 58H112V56H110ZM143 58H144V59H143ZM166 58H167V56H166ZM181 58H182V56H181ZM184 58H186V60H189V58L187 59V56H186V55L184 56ZM184 58H182V61H181V59H179V62H177V63H179V65H180V63L183 62V59H184ZM2 59H3V58H2ZM5 59H6V58H5ZM5 59H3V61H5ZM13 59H14V58H13ZM13 59H10V60H9V59H6V61H7V60L10 61V65H9V66H10V69H11V67H12L13 70H14V66H13V65L16 66V64H17V65L19 66V69H20V65L24 68V62L26 63L25 66H27V64H29L30 61L33 60V59L28 58V59H25V60L23 61V59H22V61H23V65H22V62L19 60V58H18V59L16 58L17 60L20 61L21 64L19 63V61L17 62V60H16V62L14 61V64L12 65V63H13ZM68 59L71 61V63H70V61H69ZM84 59H85V58L82 59V62H84V63H82L83 66L86 65L85 63H87V62H86L87 60H84ZM87 59H88V58H87ZM102 59H101V61H102ZM132 59L130 60V56H129V62H130L131 64L133 63L132 65L134 66V65H136L138 62H137L136 64H134L135 61L132 62V61H133ZM172 59H175V58H173V56H172ZM14 60H15V59H14ZM27 60H29V63L27 62ZM74 60H75V61H74ZM79 60H77V62H79ZM83 60H84V61H83ZM109 60H110V59H109ZM109 60H107V61H109ZM115 60H116V61L118 60V56H117V59H116V56H115ZM115 60H114V61H115ZM167 60H171V58H170V59L167 58L166 61H167ZM192 60H193V59H192ZM192 60H189L190 62H189V61H188V62L186 61V62L189 63V65H190ZM37 61H38V60H37ZM40 61H41V60H40ZM67 61H69V62H67ZM93 61H94V60H93ZM93 61H91V59H90L89 62L92 63ZM101 61L98 60V63H100ZM105 61H106V60H105ZM114 61H111V63H112V64H114V63L116 64V61H115V62H114ZM148 61H149L150 65L152 64L151 66H149ZM159 61L162 62L161 59H159ZM172 61H173V60H172ZM174 61H175V60H174ZM174 61H173V62H174ZM180 61H181V62H180ZM184 61H185V59H184ZM11 62H12V63H11ZM32 62H36V61L33 60ZM66 62H67L68 64H67ZM122 62H120L121 65H122ZM129 62H128V63H129ZM161 62H160V65H162ZM163 62H164V61H163ZM163 62H162V63H163ZM186 62H185V63H186ZM6 63H7V62H6ZM15 63H16V64H15ZM37 63H40V62H37ZM90 63H89V65H90ZM103 63H104V61H103ZM103 63H102V64H103ZM105 63H107V62H105ZM105 63H104V64H105ZM111 63L108 62V65L110 64L111 67H112L113 65H112ZM130 63H129V66L124 67V68H127V69H125L126 71L124 70V74H123V75L126 74V75H128V77H126V75H125V76L120 75L121 73H123V69H120V70H121V73L118 72V74L120 73L119 76H122V79H121V77H120V79H118L117 81L122 80V82H123V78H125V79H126V82L124 83V85H125L126 83H128V81H131V80H128V81H127V79H128V78L130 79V77H131V76H130V74H131V73H130V69L128 70V67H129V68L132 67V68L134 69L133 66L130 67ZM167 63L170 64L171 61H169V62H167ZM177 63L174 62V64H177ZM185 63H184V65H185ZM187 63H186V64H187ZM2 64H5V62L2 63ZM19 64H20V65H19ZM78 64H79V63H76V65H75V63H74V65H75L76 67H77ZM82 64H81V65H82ZM94 64H95V61H94ZM147 64H148L149 68L152 67L153 69H149V72H152V74L149 73V72H148V74H146V75H148V76L151 75V78H150V76H149V77L147 76V77H146L147 79L144 80V79H143V74H145V73H143V72L146 71V70H148V68H147V67H148ZM156 64H157V63H156ZM172 64H173V63H172ZM31 65L34 66L33 63H32ZM74 65H73L72 67H74ZM81 65H78V67L81 66ZM96 65H97V64H96ZM108 65H107V64L105 65V67H107V68H104V69L102 68L103 70L100 69V70H97V71H96L97 68H93V67H97L98 65H97V66L92 65V66H93V67H92V68H93L92 70L95 69L94 72H95L96 75H98V74H99L98 72H100V74H99L98 76L101 78V77H103V76L106 75V73H105V75L102 76L101 71H102V73H103V72H107V71H105L106 69L110 70V69L108 68V67H109ZM117 65H119V64L117 63L116 66H117ZM126 65H127V63H126ZM164 65H166V64H164ZM164 65H162V66H164ZM189 65H188V66H189ZM192 65H193V63H192ZM192 65H190V67H191ZM5 66H6V65H5ZM7 66H8V65H7ZM33 66H30V64H29L30 69H27V70H31V68H32ZM36 66H38V67H37L38 69H42V68L39 67L40 64H35V67H36ZM61 66H62L63 68H62ZM100 66H101V64H100ZM116 66H115V67H116ZM122 66H124V64H123ZM146 66H147V67H146ZM162 66H160V67H161V71L164 72L166 69H169V70H170V67H171L172 65L169 66V67H167V68H166V67L164 68V67H162ZM174 66H175L176 69L178 68V66H177V67H176V65H174ZM27 67H28V66H27ZM29 67H28V68H29ZM81 67H82V66H81ZM81 67H79V68L81 69ZM88 67H89V66H88ZM88 67H87V68H88ZM101 67H102V66H101ZM111 67H110V68H111ZM141 67L144 69V71H143V69L141 70ZM160 67H159V65H158V68H160ZM185 67H186V69L189 68V67H187V66H185ZM185 67H184V68H185ZM7 68H8V67H7ZM15 68L17 69V67H15ZM33 68H34V67H33ZM33 68H32V70H31V73H33V72L36 70V68H34L35 70L33 71ZM49 68H50V67H49ZM57 68H56V69H57ZM85 68H86V67H85ZM87 68H86V69H87ZM90 68H91V66L87 69L88 72H90V71H89ZM99 68H100V67H99ZM117 68H120V66H119V67L117 66V67H116V70H117ZM122 68H123V67H122ZM172 68H173V67H171V69H172ZM179 68H181V66H180ZM179 68H178V69H179ZM24 69H25V68H24ZM47 69H46V71H44V70H42V71L48 73V72H47ZM56 69H55V70H56ZM65 69H64V72H62V73H65ZM71 69H74V68H71ZM86 69L83 68V69H81V70H83L82 72H85ZM137 69H138V68H137ZM162 69H163V70L165 69V70L163 71ZM178 69H177V70H178ZM181 69H182V68H181ZM191 69H192V68H191ZM191 69H188V70L190 71ZM11 70H12V69H11ZM22 70H23V69H22ZM48 70H49V69H48ZM51 70H52V69H51ZM51 70H50V71H51ZM60 70H59V71L57 70V74H58V75H60ZM77 70H78V68H76V70L74 69L72 72H75V71H76V73H77V72L79 71V70H78V71H77ZM116 70H115V72H114V68L112 67L113 75L116 74ZM139 70L137 71L138 73H139ZM169 70H166V73L164 72V73L166 74V76L164 75V73H163V75H162V72H160V70H159V72L161 73V76H163V77H167V75H168V74H167V71L169 72ZM16 71H17V70H16ZM19 71H21V70H19ZM25 71H26V70H25ZM36 71H37V70H36ZM42 71H41V72H42ZM53 71H54V70H53ZM110 71H111V70H110ZM110 71H109V73H110ZM117 71H119V70H117ZM127 71H129V72H128V73H125V72H127ZM133 71H134V70H133ZM171 71H172V70H171ZM179 71H180V69L178 70V72H179ZM182 71H185V70L182 69ZM186 71H187V70H186ZM11 72H12V71H11ZM13 72H14V71H13ZM37 72H40V70L37 71ZM54 72L56 73V71H54ZM54 72H53V74H55ZM82 72L80 73V71H79V73H77V76H78L77 78H75V76H76L75 73L73 74V73L70 72V74H71V75H74V76H73V78H71V79H69V80H70L71 82H72V81H73V82L75 81L74 84L77 85L78 81L81 80V79H80L81 75H82V74H86V73H82ZM86 72H87V71H86ZM112 72H111V73H112ZM131 72H132V70H131ZM176 72H177V71H176ZM20 73H22L21 76L18 75V74H20ZM20 73L18 72V74H17V73L15 72L13 75H14V76L18 75V76H16V77H19V76H20L19 78H22L21 80H23L24 77H25V78H26V77L28 78L29 74H30V75H34V73L31 74L30 71H29V72H20ZM25 73H28V75L22 77L23 74H25ZM51 73H52V71L49 72V74L51 75V79H55L54 81H55L56 83H58L57 79H58L60 76H57V74H55L56 76H54V77H57V78H54V77L52 76ZM68 73H69V71H68ZM68 73H67V74H68ZM109 73H108V75H109ZM129 73H130V74H129ZM138 73H137V74H138ZM142 73H143V74H142ZM146 73H147V71H146ZM172 73H174V69H173V72H169L170 75H171ZM15 74H16V75H15ZM37 74H38V73H35V75H37ZM49 74H48V77H50ZM78 74H79V75H78ZM80 74H81V75H80ZM89 74H90V76H89ZM92 74H93V73L90 72V73L87 74V76L83 75L81 78L83 79V77L85 76L84 79L87 78L86 82H88V81H90V80L92 81L93 79H95V78L97 77V76L95 75L96 77L93 78V79H91V77H92L91 75H92ZM118 74H116V75L118 76ZM135 74H136V73H135ZM135 74H133V75H135ZM175 74H176V73H175ZM35 75H34V76H35ZM62 75H63V74H61V76H62ZM113 75H112V76H113ZM131 75H132V74H131ZM88 76H89V79H90V80L88 79ZM136 76H137V75H136ZM136 76H135V78H136ZM153 76H155V75H153ZM64 77H65V76H64ZM93 77H94V76H93ZM105 77H107V80H108V79H111V78H108V76H105ZM105 77H104V79H106ZM25 78H24V79H25ZM27 78H26V80H28L29 78L31 79L30 76H29L28 79H27ZM100 78H99V79H100ZM118 78H119V77H118ZM131 78H133V76H132ZM138 78H139V76H138ZM148 78H150V79H148ZM159 78H160V77H159ZM159 78H158V80H160L159 82H161V81H162V80H161L162 77H161L160 79H159ZM30 79H29V80H30ZM77 79H78V81H77ZM104 79H103V80H104ZM125 79H124V80H125ZM133 79H134V78H133ZM140 79H139V80L136 79V80L138 81V83H139V84H138L139 86L142 85V84L140 85V82H139ZM155 79H157V78H155ZM162 79H163V78H162ZM31 80H33V76H32V79H31ZM66 80H67V78H65V80H63V81L67 82L68 80H67V81H66ZM136 80H135V83H137ZM151 80H150V81H151ZM158 80H157V81H158ZM63 81L60 80V82H62V83L64 84ZM84 81H85V80H82L81 82H84ZM95 81H96V82L99 81V82H97V83H93V82H95ZM152 81L155 82V83H157V81H154V80H152ZM152 81H151V82H152ZM60 82H59L58 84L61 86L62 83H60ZM71 82H70V83H71ZM73 82H72V83H73ZM93 82H92V84H94L96 87H95L94 85H92V84H89V85H91L90 87H89L88 85H86V84H84V85H85V87L88 86L89 88H93V87H94V89L97 90L96 94H94L95 92H94L93 89H92L93 91H90L91 89H89V88H87V87H86V89H89V91H87V90H86V91L83 90V91L86 92V93L88 92V93L90 94V96H91V97H90V99H91V103H93V102L96 103V101L98 102L99 99L102 98L101 95H99L100 92H98V89H99L100 91H101V89H100V88H97V86H98L100 83L102 84V79H101V80H98V79L96 78ZM122 82H120V83H122ZM153 82H152V86H154V85H153V84H154ZM68 83H69V82H68ZM109 83H110V81L108 82V84H109ZM130 83H132V82H130ZM130 83L128 84V86L130 85ZM135 83H134V81H133L132 84L135 85ZM78 84H79V86H81V87H82V85H83V83H78ZM96 84H97V85H96ZM108 84L103 85V87L105 88V86H107ZM148 84H151V83L149 82ZM59 85H58V86H59ZM64 85H65V84H64ZM64 85H63V86H64ZM68 85H69V84H68ZM68 85L66 84V85L64 86V89H63V90H65V89H67V90H65V91H69V90H71V86H72V85H69V87H68ZM109 85H110V84H109ZM120 85H121V84H120ZM124 85H122V87H123ZM134 85H133L132 87H134ZM136 85H137V84H136ZM155 85H156V84H155ZM58 86H57V87H58ZM66 86H67L68 88H66ZM126 86H127V84H126ZM126 86H124L125 90H126V88H127V89H130V87H131V85H130L129 87H128V86L126 87ZM139 86H137V88H138ZM147 86H148V85H146L144 89H146ZM150 86H151V85H150ZM152 86H151V89H152ZM81 87H80V88H81ZM99 87H102V85H101V86L99 85ZM110 87H111V85H110ZM110 87L107 86V88H110ZM120 87H121V86H120ZM122 87H121V89H124V88H122ZM135 87H136V86H135ZM141 87H142V86H141ZM143 87H144V86H143ZM148 87H149V86H148ZM83 88H84V86L82 87V89H83ZM111 88H112V87H111ZM149 88H150V87H149ZM149 88H148V89H149ZM58 89H59V87H58ZM60 89H61V88H60ZM68 89H69V90H68ZM75 89H76V88H75ZM102 89H103V88H102ZM112 89L114 90V91H112V92H113L114 94H116L115 89H114V88H112ZM135 89H136V88H135ZM140 89H142V88H139V90H140ZM144 89H142V91H143L142 93L144 94L143 96H145V93H146L147 91H149V90H147V89H146L147 91H146V90L144 91ZM78 90H79V89H78ZM78 90H77V91H78ZM131 90H132V89H131ZM133 90H134V88H133ZM58 91H59V90H58ZM73 91H74V90H73ZM77 91H76V92H77ZM79 91H80V90H79ZM83 91H80V92H82V94H83L84 96H86V95L83 93ZM108 91L110 92V90H108ZM122 91H123V93H122V92H119V91H118V92L121 93L120 95H122V98H123V100H124V98H125V96H124V90H122ZM128 91H129V90H128ZM140 91H141V90H140ZM140 91H139V93H140ZM62 92H63V91L61 90L60 93L57 92V94L59 93V94L61 95ZM71 92H72V91H71ZM76 92L73 93V96H72V95H70V96L74 97V96L76 95V94H75ZM126 92H127V90H126ZM132 92H133V91H131V93H132ZM69 93H70V92H69ZM69 93H67V94H69ZM133 93H134V92H133ZM135 93H136V92H135ZM135 93L133 94V97L136 98L137 96H135ZM65 94H66V93H65ZM67 94H66V96H67ZM74 94H75V95H74ZM77 94L79 95L78 92H77ZM82 94L80 93V95H82ZM114 94H113V95H114ZM129 94H130V93H129ZM129 94H128V92H127L126 95H129ZM62 95H64V93H63ZM62 95H61V96H62ZM78 95H77V96H78ZM80 95H79V96H80ZM130 95H131V94H130ZM130 95H129V96H130ZM136 95H139V96H140L141 93H140V94H136ZM64 96H65V95H64ZM70 96H68V97H70ZM79 96H78V98H79ZM129 96H127V97H129ZM57 97H59V96H57ZM78 98H77V99H74V100H75V104L77 103L76 106H78V104H79V101L76 102V100H78ZM84 98H85V97H84ZM88 98H89V95H88ZM88 98H87V99L85 98L86 101H89V100H90V99H88ZM116 98H118V99L113 100V102H116V104H112L111 106H112V107H113V106L115 107V106H117V105H119V104L121 103V104H123V105H122V108H123V109L121 110V111H123V112H127V110L129 109V107L126 106L125 104H128V103L130 102L129 100H131L130 103H132V102H133V99H135V98L130 97V99L128 98L127 101H126V99H125L124 102H126V103H124V102L122 101V99H121L122 102H120V98H119V97H116ZM131 98H132V99H131ZM137 98H139V97H137ZM142 98H143V97H142ZM142 98H141V99H142ZM79 99H80V98H79ZM113 99H115V98L113 97ZM82 100H83V98H82ZM93 100H94V101H93ZM95 100H96V101H95ZM136 100H137V99H135L134 101H136ZM172 100H173V99H172ZM80 101H81V100H80ZM83 101H84V103L86 102L85 100H83ZM92 101H93V102H92ZM174 101H175V100H173L172 102H174ZM113 102H112V103H113ZM172 102H171V103H172ZM81 103H83V102H81ZM95 103H93V105H94ZM117 103H118V104H117ZM171 103H170V104H171ZM87 104H88V103H87ZM89 104H90V103H89ZM89 104H88V105H89ZM174 104H176V102H174ZM174 104L171 105V106H174ZM79 105H81V104H79ZM132 105H133V104H132ZM82 106H84V105H82ZM82 106H81V107H82ZM86 106H87V105H86ZM81 107L79 106V108H80L79 110H80V111H81L82 109H84L83 107H82V108H81ZM84 107H85V106H84ZM89 107H90V105H89ZM91 107H92V106H91ZM93 107H94V106H93ZM124 107H126L127 110L124 109ZM168 108H170V106H168ZM171 108L173 109V107H171ZM171 108H170V109H171ZM92 109L94 110V108H91V110H92ZM182 109H183V107H182ZM88 110H90V109L88 108L87 111H86V109H85V110H82L81 112L86 111L85 113H86V114H87V113L89 114V112H90L91 110H90V111H88ZM93 110H92V112H93ZM179 110H181V109H179ZM128 111H129V110H128ZM181 111H182V110H181ZM185 111H186V109H185ZM85 113H84V116H85ZM78 114H79V113H78ZM78 114H75L74 116H75V117L77 116V117L80 118V119H82V118L84 117V116H83V113H82V115H81V116H83V117H79ZM91 114H92V113H91ZM184 114H185V113H183V116H184ZM116 116H117V115H116ZM72 117H73V116H72ZM72 117H71V120L73 119V121H74L75 118H74V117L72 118ZM87 117H88V116H87ZM87 117H86V118H87ZM86 118H84L85 121H86ZM80 119H79V121H80ZM88 119H89V118H88ZM88 119H87V121H88ZM82 120H83V119H82ZM165 120H166V119H165ZM165 120H164V119H163V120L160 119L159 122L161 123L162 121H165ZM68 121H70V120H68ZM68 121H66V124L69 125L70 122H68ZM85 121H83V122H85ZM184 121H185V117L182 119V122H184ZM165 122H166V124H167V120H166ZM165 122H162V123H165ZM64 123H65V122H64ZM64 123H63V125H65ZM78 123H79V122H78ZM87 123H88V122H87ZM162 123H161V124H162ZM82 124H84V123H82ZM85 124H86V123H85ZM68 125H66V127H67ZM164 125H165V124H164ZM76 126H77V124H76ZM79 126H80V125H79ZM82 126H83V125H82ZM162 126H163V124H162ZM165 126H166V125H165ZM165 126H163V127H165ZM61 127H63V126H61ZM66 127H65V128H66ZM77 127H78V126H77ZM83 127L86 128L85 126H83ZM78 128L80 129L81 126L78 127ZM87 128H88V127H87ZM171 128H172V127H171ZM181 128H182V126L180 125V127H179V126L177 127V130H179V129L182 130L183 128H182V129H181ZM61 129H62V128H61ZM152 129H154V126H153V127H148V128L146 129V131H144V130H145V129H144V130L142 131V135H146V134H147L149 137H152V140H154L155 142H156L157 138H158V140H157L156 143H155V142L151 143L152 141L147 142V143H149V144H147V145H149V146H147V149L144 148V152H143V153H145V154L141 153V154L138 155V156H140L141 158H140V157H137V156H136V157H137L136 159H134L133 157H130V156H132V155H131V148H130V149H128V148H129V147H132V146L128 145L129 142L126 141L128 134H125V135L123 136V135H121V134L118 132V133L120 134V136H122V137H125V136H126V138H123V139H122V138H120L119 136H117L118 138L116 137V142H117V141H118V143L121 142V143H120L121 146H127V147H125V148L123 147V150H122V147H120V145L116 147V144H114L115 146L113 145V147H115V148H110V147H112V145H111L110 147L106 146V147L109 148V150L111 149L110 151L108 150V148H105V149H107V150L104 151L105 149L103 150V148L100 146L104 152H107V151H108L109 153L111 152L110 155H112V152L114 153V152H116L117 150L119 151V149L121 148L122 151L120 150V153H118V151H117V153L113 154V157H114V155H115L114 161L116 160L115 162H117L116 165L119 164V166L114 165V166L111 167V170H113V171H111V170H106V169H107L106 167H105L106 169H105V168L103 169V167H101V165H100L101 163H103V165H105V164L107 165V164H108V166H109L110 163H109V160H108L107 158L110 159L112 156H109V154L106 153V154L108 155V157H107V155L105 154L104 156L107 157V158L105 159V158H103V154H104V152L101 150L103 153L101 152V155H102V156H100V155H99L100 151L98 150V148H97V151H98V152H97V151H96V148L92 146L93 148L91 147V148H92V152H91V154H90L89 151H88L89 153L87 154V155L89 156V158H90V159L93 158V160L96 161V159L100 156L99 158L102 157V160H103V161L101 160L102 162L100 161V159L98 160L100 164L97 162V164H98V165L96 166L97 169H96L95 167H93V166H95V163H96V162H95V161L92 162V163H94V165H93L92 167L94 168V170L96 169L94 172H96V171L99 169V170H101V171L106 170L107 173H110V172H112V173L117 172L118 175H119V174H120V173H119L120 171L118 172V170H119V167H120V163H118V161H119L118 158L120 159L119 162H121L122 159L125 160L126 158L128 159V157H129V161L125 160V161H127L126 164H127V163H130V160H131V162H132V161H133V162H137V161H140V160L143 161V160H146V158H148V156L151 157L150 155H151L152 153L154 154V153L156 152V150H157V148H158L159 145L163 146V148L160 149L161 151L159 150V153H161V152L163 151L164 154L167 153V152H169V153H170L169 155H171V152L168 151L169 149L166 148V144H164V139H163V142H161V140H160L162 137L165 138V137H164L165 135L162 136V134L164 133V132L162 131L163 128H161V132H159V133H156L157 131H156V132L153 131L154 134L156 133V134H155V135H156L155 138H154V134H152V133H153V132H152ZM62 130H64V128H63ZM159 131H160V130H159ZM162 132H163V133H162ZM176 132H177V134L179 135V132H180V131H176ZM121 133H122V132H121ZM54 135H55V134H54ZM117 135H118V134H117ZM157 136H158V137H157ZM159 136H160V137H159ZM177 137H178V138H177ZM119 138L122 139V140H120ZM153 138H154V139H153ZM179 138H180V137L176 135V138H175V139L177 140V139H179ZM181 138H182V134H181ZM181 138L179 139L180 141L182 140ZM118 139H119L120 141H119ZM124 139H125V141H124ZM155 139H156V140H155ZM168 139H169V138H168ZM175 139H172V140H173V143H176V142H174ZM55 140H56V139H55ZM159 140H160V142H158ZM170 140H171V139H169L168 141H170ZM179 140H178L177 143H181V142H179ZM56 141H57V140H56ZM53 142H54V141H52V143L50 142L51 144H49V142H48V143L46 142V146H47L48 144L50 145V147H46V148H48V149L51 148V150H48V149L45 148V149H46V151H45V149H43L44 146H45V144L43 143L44 146L42 145L43 147L41 148V145H40V146H39L40 149H38V151H35V150L33 149V150L35 151L34 154H32V155L29 154V157L31 156V158H32V156H37V155H35V153L37 154V152H38V153H39V158H40L39 160H41V159L43 160V159H44V158H42L43 155H44L43 153H46V152H47V154H48V153H49V154H51V153L54 154V152H55V153H56V154H55L56 156L53 155V154H51V157H49L48 155H47V157L52 158V159H53L54 157L57 158V157H59V156H57V152H58V151H62L63 149H64V151H66V150H67L66 148H68V147L70 146V145H69V146L67 145L68 147H65V148L63 147V149H62V148H61V147L63 146V145H61L62 143H61L60 145H53ZM116 142H115V143H116ZM122 142L125 143V144H127V145H125V144L123 145ZM171 142H172V141H171ZM153 144H154V145L156 144V147H157L156 150H155V146H154ZM163 144H164V145H163ZM49 145H48V146H49ZM83 145H84V144H83ZM87 145H89V144H87ZM87 145L82 146V144H81V145H79V147H86ZM117 145H118V144H117ZM131 145H132V144H131ZM145 145H146V144H145ZM128 146H129V147H128ZM150 146H153L154 149H153V150H150L151 153H150V151H149V152H148V156H147V151L149 150L148 148H149ZM164 146H165V148H164ZM73 147H74L73 145L70 147L69 152H70L72 149H74ZM79 147L77 146V148H79ZM103 147H104V146H103ZM36 148H37V147H35V149H36ZM58 148H59V149H58ZM71 148H72V149H71ZM75 148H76V146H75ZM77 148H76V149H77ZM86 148L89 149L88 147H86ZM91 148H90V149H91ZM94 148H95V152H97V156L99 155L98 157L95 156V157H97V158H95V159H94V155L92 154V153H95L94 150H93ZM101 148H99V149H101ZM116 148H118V149L115 151ZM61 149H62V150H61ZM65 149H66V150H65ZM79 149H80V148H79ZM83 149H84V148H83ZM167 149H168V150H167ZM47 150H48V151H47ZM113 150H114V151H113ZM126 150H127V152H128L129 155H127V153H125ZM164 150L167 151V152H165ZM43 151H45V152H43ZM56 151H57V152H56ZM75 151H76V150H75ZM75 151H74V152H75ZM81 151H84V150H80V152H81ZM85 151L87 152V150H85ZM152 151H153V152H152ZM154 151H155V152H154ZM41 152H43V153H41ZM66 152H67V151H66ZM72 152H73V151H72ZM72 152H71V153H72ZM78 152H79V151H78ZM78 152H76V153H78ZM122 152L124 153L123 155H121ZM60 153H62L61 155L65 154V152H60ZM82 153H83V152H82ZM58 154H59V152H58ZM85 154H86V153H85ZM89 154H90V155H93V156H91L92 158L90 157ZM118 154H119V155H118ZM156 154H158V153H156ZM162 154H163V153H162ZM52 155H53V156H52ZM59 155H60V154H59ZM67 155H68V152H67ZM80 155H81V154H80ZM87 155H85V156L87 157ZM120 155H121L122 157H120ZM44 156L46 157V154H45ZM71 156H72V154H71ZM75 156H77V155H75ZM82 156H83V160H85L86 163H89L88 166H90V164L92 165L91 161H90V162H87L89 159H85L86 157L84 158V155H83V154L81 155V158H82ZM123 156H125L126 158H125V157L123 158ZM37 157H38V156H37ZM47 157L45 158V160L47 159ZM63 157H64V155L62 156V159H63ZM66 157H67V156H66ZM66 157H64V158L66 159ZM69 157H70V156H69ZM72 157H73V159H75V158H74V155H73ZM113 157H112V158H113ZM116 157H117V159H116ZM154 157H156V156H153V157L151 158V160H152ZM26 158H28V157H26ZM26 158H25V161H26ZM56 158H54V159L56 160ZM60 158H61V157H60ZM112 158H111L110 160L113 161ZM28 159H30V158H28ZM35 159H36V157H35ZM35 159H34V160H35ZM54 159H53V160H54ZM37 160H38V159H37ZM37 160H36V161H37ZM39 160L37 161V163L39 162ZM42 160L38 163V165H39L41 168L38 167V165L33 164V162H34V161H33V158L31 159V161H33V162H31V163H32V165H33L34 167L36 166V168H37V169L39 168V169H40L39 171H41V169L43 170L42 166H44V164H47V162H48L49 165H50V163H51V161L49 162V161H47V160H48V159H47L46 161H43V163H44V164H43V163H41ZM53 160H52V161H53ZM59 160H60V159L58 158V161H59ZM68 160H69V159H68ZM68 160H67L66 162L64 161L65 163H64V162H62V163L66 164V163L68 162ZM78 160H79V159H78ZM81 160H82V159H81ZM83 160H82V161H83ZM104 160H106V161H104ZM107 160H108V161H107ZM151 160L148 159V161H151ZM14 161H15V160H14ZM36 161H35V162H36ZM82 161H81V162H82ZM85 161H84V162H85ZM114 161H113V162H114ZM146 161H147V160H146ZM146 161H144V162H146ZM53 162L56 163L57 160H56V161H53ZM53 162H52V164H53ZM76 162H79V161H76ZM107 162H108V163H107ZM110 162H111V161H110ZM123 162H124V161H123ZM25 163H26V162H25ZM40 163H41V164H40ZM79 163H80V162H79ZM86 163H84V164H86ZM124 163H125V162H124ZM21 164H22V163H21ZM29 164H30V163H28V165H27V164H26V165L23 164V165L26 166L27 168H28V167L30 168L32 165H31V164L29 165ZM57 164H58L57 166L60 167V164H61V163L59 164V162H58ZM111 164H112V163H111ZM113 164H115V163H113ZM121 164H123V163L121 162ZM23 165H21V167H22ZM79 165H80V164H79ZM79 165H78V166H79ZM86 165H87V164H86ZM99 165H100V166H99ZM134 165H135V164H134ZM24 166H23V168H24ZM51 166H52V165H51ZM55 166H56V165H55ZM55 166H54V167H55ZM57 166L54 168V167H50V166H48V164H47L46 168L49 167V169L54 168V169L58 170V172L53 171V173L56 172L55 174L57 175V173L59 174L60 172H62V170H60L61 167H60V169H59V168H57ZM61 166H63V165H61ZM75 166H76V165H75ZM98 166H99L100 168H99ZM21 167H16V168L14 167V168H13L14 176H16V175H15V170L17 171V170H18L17 168H20V169H19V171H20V170H21ZM26 167H25V169L29 171V169H27ZM63 167H64V166H63ZM76 167H77V166H76ZM86 167H87V166H86ZM86 167H84V168H86ZM113 167H114V168H113ZM115 167H117L118 169L115 168ZM135 167H136V166H134V169H133V170H129V172H128V169H127L126 171H123L124 173L121 172L122 176H123V174H124L123 177H122V176H121V177L119 176L120 178H123V179H121V180L117 178L118 175H117L116 173H115V174L117 175V177H115L114 174H110L109 178H112L113 180L116 179L115 182H114L113 180H112V181H113L115 184H116V183H117V184L119 183L118 186H119V187L121 186L120 189H121V192H122V193H123V190H122V189L125 187V186L123 187L122 184H123L124 182H126V181H124L125 177H126V179H127L128 181H130L131 179H134V180L137 179V178H136V177H137V174H136V172H135V170H136ZM23 168H22V169H23ZM36 168H35V169L32 168L33 171L30 169V172H34V170L37 171ZM44 168H45V166H44ZM79 168H80V170H81L82 166L79 167ZM93 168H92V169H93ZM101 168H102V169H101ZM112 168H113V169H112ZM25 169H23V170H25ZM82 169H83V168H82ZM89 169H90V167H89ZM89 169H88V170H89ZM92 169H90V171H91ZM109 169H110V167H109ZM114 169H115V170H114ZM120 169H121V167H120ZM23 170H22V171H23ZM52 170H53V169H52ZM59 170H60V172H59ZM63 170H64V169H63ZM80 170H79V171H80ZM122 170H123V169H122ZM122 170H121V171H122ZM48 171H49V173H48V175H49L51 172H50V170L47 169V172H48ZM76 171H77V170H76ZM79 171H77V172L79 173ZM84 171L86 172L87 170H84ZM84 171H81V172H84ZM90 171H89V172H90ZM101 171H100V172H101ZM106 171H104L105 174H106V178H105V179L101 176V173H100L99 171H98L97 173H95V174H92L93 170H92L90 173H88V171H87L86 173H87L88 175H90V174L92 175V176H89L88 180H89L90 177H91V178L93 179V181H94V179H95V181H96V180H97V176H96L95 178H93V177H94L93 175H96V174H97V175H100V176H101V178L98 177V178L100 179V180H99L100 183H101V184L106 183V184L108 185V182H106V181L101 182L103 179H104V180L107 179V180L109 181V178H107L108 174L106 173ZM108 171H109V172H108ZM26 172H27V171H26ZM44 172H45V171L43 170V172L38 173V174H39L38 177H39V178L42 177V179H43V178H46V180H48L47 178L50 179V176H44V175L42 174V173H44ZM94 172H93V173H94ZM127 172H128V174L132 173V175H128ZM133 172H135V173L133 174ZM23 173H24V172H23ZM86 173H84V174H86ZM17 174L19 175L18 172H17ZM29 174H32V173H27V175H29ZM36 174H37V173H36ZM38 174H37V175H38ZM45 174H46V173H45ZM51 174H52V173H51ZM51 174H50V175H51ZM62 174H63V172H62ZM62 174L60 173V177H62ZM81 174H83V173H81ZM84 174H83V175H84ZM20 175H21V173H20ZM24 175H25V174H24ZM46 175H47V174H46ZM111 175H112V177H111ZM125 175H128V177H129V176H130V177L132 176V177H131V179H130V177L128 178V177L125 176ZM21 176H23V174H22ZM52 176H53V175H52ZM86 176H87V175H86ZM86 176H85V177H86ZM60 177H59L58 179H59V181L62 183L63 180H65V176H64V179H63V180H62V179L60 180ZM113 177H115V178H113ZM24 178H27V176L24 177ZM53 178H54V179H53V180H50L49 183H50V182H53V181H54V182L57 181V183L59 182V181L57 180V178H56V179H55V177H53ZM62 178H63V177H62ZM27 179L30 180L29 177H28ZM27 179H25V180H27ZM42 179H41V182H40V183H42ZM67 179H68V178H66V180H67ZM81 179H83V178L81 177ZM117 179H118V180H117ZM129 179H130V180H129ZM22 180H23V179H22ZM25 180H24V181H25ZM28 180H27V182H30V181H31V180H30V181H28ZM38 180H39V179H38ZM44 180H45V179H44ZM44 180H43V181H44ZM66 180H65V181H66ZM70 180H72V179H70ZM142 180H143V179H142ZM20 181H21V179H20ZM24 181H23V182H24ZM86 181H87V180H86ZM91 181H92V180H91ZM97 181H98V180H97ZM99 181H98V183H99ZM110 181H111V180H110ZM117 181H119V182H117ZM122 181H123V182H122ZM23 182H21V183H23ZM60 182H59V183H60ZM31 183H32V182H31ZM33 183H34V181H33ZM33 183H32V184H33ZM43 183H44V182H43ZM46 183H47V181H46ZM59 183H58V184H59ZM93 183H94V182H93ZM93 183H91V184H93ZM100 183H99V184H100ZM111 183H112V182H111ZM127 183H128V182H127ZM131 183H132V182H131ZM131 183L129 182V183L127 184V187H126V188H131V189L135 188L134 184H133V186H131V185H132ZM24 184H25V182L23 183V186H28V185H24ZM26 184H27V183H26ZM53 184H54V183H52V184L50 185V187H47V186H45V183H44L43 186H40V188L38 189V190H39V191H37L38 193L36 192V193H32V194H33V195L36 194V195H35V197H36L37 194H38V196H40V195L42 194L41 192L45 191L44 193H45L46 195L43 194V195H41L40 197L45 196L47 200H48V199H51V201H52L53 198H52V195L49 194V191H50V188H51V186H52ZM55 184H56V183H55ZM58 184H57V185H58ZM96 184H97V182H96ZM96 184H95V185H96ZM125 184H126V183H124L123 185H125ZM130 184H131V185H130ZM30 185H31V184H30ZM97 185H98V184H97ZM107 185H104V186H107ZM112 185H113V183H112ZM129 185H130L131 187H129ZM141 185H142V184H141ZM146 185H147V184H146ZM14 186H15V187H14ZM14 186H13L12 188H13V189L15 188V190H17L18 188L16 189V186L19 187V186H22V185H21V184H20V185H17V184H16V185H14ZM23 186H22V187H23ZM32 186H34V185H32ZM32 186H30V187H32ZM38 186H39V184H38ZM53 186H56V185H53ZM100 186H102V185H100ZM118 186H115V189H116V187H118ZM139 186H140V185H139ZM139 186H138V187H139ZM142 186H143V191H145L144 188H148V185H147L146 187H144L145 185H142ZM30 187H26V188H30ZM42 187H44L45 190H44V188H42ZM61 187H62V186H61ZM107 187H108V186H107ZM107 187H102L101 189H103V188L107 189ZM138 187H136L135 189H137ZM23 188H25V187H23ZM23 188H22V189L19 188V191H20V190L23 191V192L20 191V194H21V195H22V194H23V195H27V196L24 197V201H26V202H30V204H31V201H30V200L27 201V200L29 199V195H30L31 193H28V192H27L28 194H25L26 192H24V191H26L27 189L23 190ZM34 188H35V187H32V188H30V189H33V191H34V190H35ZM52 188H53V187H52ZM52 188H51V189H52ZM140 188H142V187H139V189H140ZM7 189H8V188L6 187V190H7ZM13 189H12V190H13ZM60 189H61V188H60ZM99 189H100V188H99ZM101 189H100V191H101ZM115 189H114V190H115ZM135 189H134V192L137 191V190L135 191ZM148 189H149V188H148ZM6 190H5V192H6ZM12 190H11V191H12ZM15 190H14V193H15ZM40 190H42V191H40ZM103 190H104V189H103ZM118 190H119V188H118ZM118 190L116 189L115 191L118 192ZM17 191H18V190H17ZM28 191L33 192V191H31V190H28ZM143 191L138 192V193H139V196L141 195L140 193L143 192ZM8 192H9V191L7 190V192H6V193H7V196H5L6 198H8V197H10V196L13 198V197L19 195L18 192H16L17 194H14L13 192H11V193H13V194H12L13 196H12L11 194H8ZM34 192H35V191H34ZM50 192H51V191H50ZM76 192H77V191H76ZM76 192L73 191L74 194H75ZM119 192H120V191H119ZM119 192H118V194H117L118 197H119V195H120ZM40 193H41V194H40ZM146 193L148 194L147 190H146V192H143L142 194L146 195V198H147L148 196L150 197L151 192L149 191L150 195H149V194L147 195ZM74 194H73V197H74ZM134 194L136 195L137 193H134ZM8 195H10V196H8ZM14 195H15V196H14ZM68 195H69V198H67V199H68L67 201H70V202H67V201H66V202L69 203V204H72V206H73V205H76V206H74V209H75V212H76V208H75V207H77V210L80 209L81 207H80V205H78V203H76L75 201H73V198H72V197H71V198H72V200H71L70 196H71L72 194H70V192L67 194V197H68ZM76 195H77V194H75V197H76ZM123 195L126 196V197L128 196V195L125 194V193H123ZM144 195H143V197H141V198H143V199H140V198H139V201H142V200H143V201L146 202V200L148 199L149 202L147 201V202H146L147 204H146L145 202H144V204H142V203H143V201H142V202H140V206L142 207L143 205H146V206L150 205V206H148L150 209L147 208V207H144V206H143V207L145 208V210L148 209V210H146V211L148 212L147 214H149V216L146 214V212H145V213L142 212V214H141V216H142V217H141V225H146V223H147L146 220L151 219L152 222H153V220H154V219L156 220V218L158 217V215H154L155 217L153 216V214H155L154 212H153V213L151 212L152 214H150V210H151V211L155 210V212H157V209H152V208L157 207L156 204H157L158 202H157V203L154 202V201L152 200V198H150V200H149V198L146 199V198L144 197ZM19 196H20V195H19ZM19 196H18V197H15V199L18 198V199L20 200L22 197L20 196L21 198H19ZM120 196H122V194H121ZM30 197L32 198V200H35V197H34V196H33V197L30 196ZM40 197H38V198H40ZM75 197H74V198H75ZM122 197H123V196H122ZM122 197H121V198H122ZM128 197H130V196H128ZM128 197H127V199H128ZM2 198H3V200H2L3 202H5V200L7 201L6 198H4V197H2ZM2 198H1V199H2ZM12 198H8V199L12 200ZM27 198H28V199H27ZM31 198H30V199H31ZM33 198H34V199H33ZM36 198H37V197H36ZM38 198H37L36 201H37V202H41V200L38 201ZM43 198H44V197H43ZM43 198H41V199H43ZM46 199H45L44 201H46ZM69 199H70V200H69ZM122 199H124V197H123ZM125 199H126V198H125ZM125 199H124V200H125ZM129 199H130V198H129ZM129 199H128V200H129ZM10 200H9V201H10ZM2 201H1V205L4 204V203L2 204ZM20 201H21V203H19V206H16L17 208L15 207L16 209H14V210H13V207H14L15 205L18 204V201H15L14 199H13V202H14V203L16 202L17 204H16V203L14 204V203L11 201L12 204L9 202V203H10L9 205H10V206L13 205V204H14V205H13V207H12V206L10 207V206L8 205V202H7V204L3 205L4 207H3V206H0V210H3V208L5 209V207H6V209L11 208L10 210H12V211H10V210L8 211V210H7V212L12 213V215H13V213H14L13 211L18 210V207L20 208L19 210H21V211H23V210L29 211V209H31L32 205L34 204L33 201H32V205L30 206V204L28 205V203L25 204V203L23 202V199L20 200ZM20 201H19V202H20ZM36 201H34V202L36 203ZM42 201H43V200H42ZM44 201H43V202H44ZM71 201H72L73 203L75 202V204L71 203ZM116 201H117V200H115L114 202L116 203ZM152 201H153L154 203H152ZM66 202H65V203H66ZM114 202H113V203H114ZM159 202H160V201H159ZM23 203L25 204V205H24L25 208H22V207H21V204H22V206H23ZM41 203H42V202H41ZM41 203H40V206L42 205ZM45 203H46V204H45ZM47 203H49V201L44 202V206L42 205L41 208L44 209V207L48 206ZM67 203H66V204H67ZM117 203H118V201H117ZM49 204H50V203H49ZM119 204H120V203H118V205H119ZM153 204H155V206H154ZM6 205H8V208H7ZM50 205H51V204H50ZM64 205H65V204H64ZM77 205H78L79 207H78ZM115 205H116V204H115ZM121 205H122V204H120V206H121ZM152 205H153L154 207H153ZM27 206H29L30 208L28 209ZM34 206H36V205H34ZM34 206L32 207L33 210H35V209L38 208L37 210H40V211H41V209H39V207L35 208ZM37 206H39V203L37 204ZM53 206H54V207H53ZM53 206H52V207H53L54 209L57 208V206H56L55 204H54ZM69 206H70V205H69ZM69 206H66V207H67L68 209L70 208V209L72 210V206H71V207H69ZM120 206H119V210H118L117 214H115L114 211H112V213H114V214H112L114 217H115V215H116V217H118L119 215L122 216L123 212H119V211H122L121 208H120ZM1 207H3V208L1 209ZM52 207H49V208L47 207L46 209H44V210H46V211H45L46 216H49V217H50V216H51V213H53L52 215L58 213V214H60V216H62V215L64 216V213H65V206H64V208H62L63 206H62V207H61V206H58L59 209H60V208H61L62 210L64 209L63 211H61V212H62V215H61V213H60V211H59L58 208H57L58 211L55 210V211H56V212H55V211L52 210V209H53ZM82 207H83V208H81V210L84 209L85 206H82ZM21 208H22L23 210H22ZM51 208H52V209H51ZM67 208H66V209H67ZM85 208L87 209V207H85ZM27 209H28V210H27ZM47 209H50V210H48L49 212L47 211ZM61 209H60V210H61ZM74 209H73V211H74ZM19 210H18V214H19V212H20ZM44 210H43V211H44ZM71 210H70V211H71ZM3 211H5V210H3ZM31 211H32V209H31ZM43 211H42V213L44 214ZM88 211H90V210L87 209V213H85V212H86V210H85V212H84L85 215L83 214V211L81 212L82 214H80V211H78L79 214L82 215V216H84V217H82V216L77 217V216H78V215L76 214L77 212H76V213L73 212V214H76L77 216H75L76 218H75L74 216H73V218H71V217H72V216H71L72 213L69 214V210H68V213H67V212L65 213V216H64L65 219L62 217V218H63V221H62L61 219H59V215H57V214H56V216L58 217V219H57V217L55 218V217L51 216V217H50V218H51L50 221H48V220H49V217L44 216L45 218H42V219H43V220L45 219V222H47V221L50 222V223L47 222V223L49 224V225H48L49 227H47V225H45V222H44V225H42V223H43L42 221H43V220L41 221L40 224L35 222V223H36V226H33V225H32V226H33V227H36V228H34V231H35V229H37L36 231H38V232L35 231V232L33 233L34 235L36 234V235L39 236V234L41 233V232H40V231H41L40 229H41L42 226H43V227L45 226L46 228L42 229V230L44 231V236H43V237H42L43 232L40 234V236H41V237L39 236L40 238H39V237H38V238H35L36 235H35V237L33 236L34 240H33V239H31V240H33L34 242H35V240H36V243H38L37 241H39V239H40V241H42L43 238H44L43 240H44V242H45V237H46L47 235L49 236V234H51V233H54V227L56 228V226H55V224H53V221H54L55 219H56L55 222H56L57 220H60V221H61V222L58 221L59 223L57 222V223H58L57 226H59V227L56 228L57 231L55 230V233H57V234L59 233V234H60V235L58 234V237H61V236L66 235V236H68L69 239H70V237H72V238H73V242H72V240H71V242H70V240L67 241V240H66L67 237H66V239H65V236H64V237H62V239H64V241H66V242H65L64 244H62V243H63V240H61L60 238H58V237H57V234H51V236H49V237L47 236L48 239H47V237H46V240H47V241H46V243H47L46 248H44V247H45L44 242H43V243H39V244H41V245L43 244L44 247L41 246V245H39V244H37V246H38V245L41 246V247L39 248V246L37 247V246L35 245V243L32 241V242L34 243V246H36V247H34V246L32 245V243H30L31 247H33V249H31L32 252H30V254L33 253V255L35 256V254L39 252V254H38V255H39V256H38L39 258L36 257V256L34 257V256L32 255L33 258H28L29 261H28V260H27V261H24V264H33V263L41 264V263H42V259L45 260V261H44V263L46 262L45 264H48V260H47V258L49 259L50 257H53V256L55 257V259H54V257H53V260H52V258H51V259H49V261L52 260V261H54V263H52V261L49 262V263H51V264H62V260H63V258H65V257H62V256L64 255L65 251H66V252L69 251V252H68V253L70 254V255H68V258H69V259H70V258H71V259H76V258H77L76 260H78V261L74 260V261H76V262H74L73 260L71 261V259H70V261H71L73 264H74V263H75V264H76V263H77V264H78V263H79V264H82V263H83V264H86L85 261H88V264H91V263H92V260H90V259H93V262H95V263L101 264V261L104 260V259H103V258H104L103 256L106 255L107 252H106V253L104 252V254H102V253H103V252H102L103 249H101L102 247L99 248L101 245H100V246H99V245L97 246V245H95V244L93 245V243L90 242V241L92 240L93 235L91 234V228H90V223H89V219H88V214H89V213L91 214V212H88ZM7 212H6V214L9 215V213H7ZM32 212H33V211H32ZM34 212H35V211H34ZM47 212H48V213H47ZM50 212H51V213H50ZM0 213H1V212H0ZM15 213H16V211H15ZM20 213H21V212H20ZM29 213H31V212L29 211ZM40 213H41V212H40ZM40 213H39L38 216H40ZM120 213H121V214H120ZM4 214H5V213H4ZM4 214H3V215H4ZM33 214H34V213H33ZM43 214H41V217H42ZM49 214H50V215H49ZM68 214H69L71 217H70ZM156 214H158V212H157ZM0 215H2V213H1ZM7 215H6V216H7ZM30 215H31V214H30ZM35 215H36V212H35ZM66 215H67V216H66ZM144 215H147V216H148V217L146 216L147 219H146V218L144 219ZM151 215H152L153 219H152V217H150ZM9 216H11V214H10ZM68 216H69V217H68ZM4 217H5V215H4ZM4 217H2V219H0V223H1V221L4 219ZM7 217H8V216H7ZM7 217H6V218H7ZM66 217H67V219H66ZM46 218H48V220H47ZM60 218H61V217H60ZM69 218H70V219H69ZM71 219H72V220L75 219L74 223H72V220H71ZM79 219H80V220H79ZM100 219H101V218H100ZM157 219H158V218H157ZM68 220L71 221V222H69V223H72L71 225H70V224H66V223L68 222ZM155 220H154V221H155ZM98 221H99V220H98ZM100 221H101V220H100ZM100 221H99V222H100ZM105 221H106V220H105ZM105 221H104V219H103V221H101L102 223L100 222V224L102 225V228H104V226H105L104 223H103V222H105ZM142 221H143L144 224H142ZM149 221H150V220H149ZM149 221H148V222H149ZM157 221H158V220H157ZM157 221H155L154 223H152L151 226L156 225L155 223H156ZM62 222L65 223V224L63 225ZM106 222H107V221H106ZM145 222H146V223H145ZM57 223H56V224H57ZM37 224L41 225V227H40L39 225L37 226ZM50 224H51V225L53 224V225H52L53 228L50 226ZM107 224H109V223L107 222ZM107 224H106V226H107ZM150 224H151V223H150ZM34 225H35V224H34ZM61 225H62V226H61ZM110 225H111V224H109L104 230H103V229H100V230L105 231L107 228L110 229V227H109ZM32 226H30V227H32ZM69 226H70L71 229H69ZM146 226H147L148 228H147ZM146 226H144V227L142 226V228H144V230L148 232L146 235L149 236V233H151L152 231H151V229L149 228L148 223H147ZM33 227H32V228H33ZM37 227H40V228H37ZM43 227H42V228H43ZM61 227H63L62 232L64 231V228L67 227V228L65 229V231H67V233H65V231L63 232V233H65V234H63L61 231H60L61 233L58 232V229L61 228ZM32 228H29V230L31 231ZM51 228H52L53 232H52ZM145 228H147L148 230H146ZM67 229H69V230H67ZM59 230H60V229H59ZM71 230H72V231H71ZM77 230L79 231V234H78ZM112 230H113V229H112V226H111V231H112ZM45 231H46V232H45ZM87 231H88V232H87ZM149 231H151V232H149ZM32 232H33V231H31V233H32ZM76 232H77V234H75ZM45 233L47 234L46 236H45ZM48 233H49V234H48ZM70 233H71V234H70ZM101 233H103V232H101ZM109 233H110V231H109ZM144 233H146V232H144ZM61 234H62V235H61ZM72 234H74V235H72ZM83 234H84V235H83ZM54 235H56V236H54ZM70 235H71V236H70ZM80 235H81V236H80ZM75 236H76V237H75ZM147 236H145V237L147 238ZM50 237H54L55 239L59 240V243H58V241H57V242L54 241L55 243L52 242L53 238H50ZM149 237H150V236H149ZM49 238H50V240H49ZM72 238H71V239H72ZM80 238L82 239V241H81ZM146 238H145V239H146ZM37 239H38V240H37ZM51 239H52V240H51ZM55 239H54V240H55ZM75 239H76L77 241H76ZM90 239H91V240H90ZM104 239H105V238H104ZM108 239H109V236H108V238H107V241H108ZM60 240H61V241H60ZM49 241L52 242L53 244L50 243L49 246H48ZM78 241H79V242H78ZM60 242H62V243H61L62 246L59 245L61 248L57 246V243L60 244ZM69 242H70V243H69ZM74 242H76V244L79 243V244H77V245H78L77 247L80 246V248H77L76 251H73V252L75 253V255H73L74 253H70V252H72V250H70L71 248H72L73 250L76 249V248H74V247H76V244H74ZM81 242H83V243L81 244ZM68 243H69V246H70L71 248L68 247V246H67V248H64L63 246H64V245H65V246L68 245ZM71 243L74 244V246H73ZM84 243H85V244H84ZM54 244H55V246H56V247L54 246V249L56 248L55 250L52 249V246H53ZM80 244H81V245H80ZM51 245H52V246H51ZM92 245H93L94 247H93ZM50 246H51V247H50ZM72 246H73V247H72ZM89 246H90V247H89ZM95 246H96V248H95ZM48 247H49V249L51 248V249H50L51 251H49V250L47 249ZM86 247L88 248V250L91 249L92 251L96 252L97 254H96V253H92L91 250H90V252H91V253H90V252L87 250ZM91 247H92V248H91ZM97 247H98V249H97ZM43 248H44V249H43ZM85 248H86V249H85ZM94 248H95V249H94ZM45 249H46V250H45ZM62 249H63V252H61ZM66 249H68V250H66ZM78 249H79V250H78ZM96 249H97V250H96ZM100 249H101V250H100ZM107 249H110V248L106 247V250H105V251H107ZM119 249H120V251H118V250L112 251V249H110L111 251H108V252H115L116 254H117V252H118V254H117V255H119V256H118V259H123V258H125V255L127 254V251H126V253H125V251L123 252V250H126V249H125V248H119ZM56 250H58V251H56ZM82 250H83L84 252H82ZM99 250H100V251H99ZM44 251L49 252L50 256H47V255H49V254H48L47 252H44ZM77 251H78V252H77ZM98 251L100 252L101 256H99ZM40 252H44V253H40ZM76 252H77V253H76ZM101 252H102V253H101ZM34 253H35V254H34ZM80 253H81V254H80ZM84 253H85V254H84ZM89 253H90V254H89ZM121 253H124V254H125V255H124V254L122 255L123 258H122L121 255H120ZM45 254H46V257H45ZM77 254H78L80 257H77V256H78ZM87 254L90 256V258H89V257H86ZM94 254H96L95 257H93ZM52 255H53V256H52ZM65 255H66V253H65ZM65 255H64V256H65ZM84 255H85V256H84ZM91 255H93V256H92L93 258L91 257ZM30 256H31V255H29V257H30ZM32 256H31V257H32ZM59 256L62 257V260H61L60 258H56V257H59ZM72 256H73V257H72ZM98 256H99L100 259H98ZM107 256H109V255L107 254ZM107 256H106L105 258L108 260ZM74 257H76V258H74ZM119 257H121V258H119ZM87 258H89V259H87ZM101 258H102V259H101ZM32 259H33V261H32ZM35 259H36V260H35ZM38 259L41 261V263L38 262V261H39ZM58 259H60V260H58ZM65 259H66V258H65ZM69 259L67 260L68 262H67L66 260H64V261L67 262L68 264H71V262L69 263ZM82 259H83V261H81ZM85 259H86V260H85ZM94 259H95V261H94ZM37 260H38V261H37ZM79 260H80V261H79ZM31 261H32L33 263H31ZM60 261H61V262H60ZM90 261H91V262H90ZM98 261H99V262H98ZM104 261H105V263H104ZM104 261H103L104 264H108V263H106V260H104ZM55 262H56V263H55ZM65 262H64V263H65ZM64 263H63V264H64ZM67 263H66V264H67ZM103 263H102V264H103ZM42 264H43V263H42ZM93 264H94V263H93Z\"/></svg>",
    "mask_w": 264,
    "mask_h": 264
}]
</instances>
